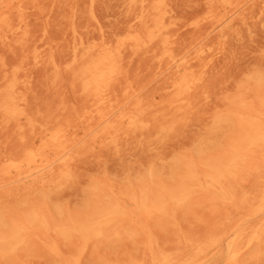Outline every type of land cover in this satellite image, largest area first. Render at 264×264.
<instances>
[{
  "label": "rangeland",
  "instance_id": "1",
  "mask_svg": "<svg viewBox=\"0 0 264 264\" xmlns=\"http://www.w3.org/2000/svg\"><path fill=\"white\" fill-rule=\"evenodd\" d=\"M30 1V3H32V4H34V2H35V6L34 5H31V4H29L28 2ZM32 1V2H31ZM37 1V0H36ZM36 1L34 0V2H33V0H28L26 3H28V5H29V7L27 6V5H25V13H24V17H25V20L29 23V25H28V27H27V29L30 31V30H33L34 28H36V29H34L33 30V32H29V35H32V36H35L34 37V39L36 40V37L38 38L35 42H34V39H32V36H31V41L33 40V42H32V48L30 47L26 52H23V54H22V56H24V58L23 57H21V53H19L17 56H16V58H14L15 60H21V62H22V58H23V61L24 62H20V61H18V62H15L13 59H11V60H13L11 63H19L18 65H14V63H13V66L12 67H16L17 66V68L18 69H20V70H18V74L19 75H17V78H18V80H19V82L20 83H23L24 84V88L26 89H22V91H20L19 92V95H21V94H23L24 92V95L26 96V98H27V100L29 101V99L28 98H30V97H32V98H30L31 99V104H29V102L27 101V104H29L28 105V109H29V111L32 113V114H35V115H33V116H36L37 118L35 119V120H37V119H39L38 121H36L35 122V126H37V124L38 125H40L41 123L42 124H45V123H47L48 124V122H49V124L52 122V120L54 121V118L55 119H57V117H58V120L60 119L61 120V122H62V119L60 118V117H62V113H63V111H64V113L66 112V113H68V114H66L65 113V115L66 116H64L63 118H64V120L65 119H73V118H75V119H77V120H72L73 122L71 123V121H70V123L72 124H70V123H68V126H69V128H66V125L64 126V123L65 124H67V121L69 122V120H66V121H63L62 123L61 122H59V123H61V124H57L55 121H58V120H55L54 122H55V124L57 125H55L54 123V125L56 126H54L52 123V125H47V124H45L46 126H51V128L53 129V130H55V129H62V128H66V129H64V130H62V131H64L65 132V137L64 138H66V139H64V141H63V147L65 148V146L68 148V150L67 149H65L66 150V155H65V157L64 158H67V156L69 157L70 156V158H68V160H70L69 161V167H70V165L71 164H75V162H76V160L77 161H79V163L81 162L79 159L81 158L80 157V155L82 156V158H81V160L84 162L87 158H90V160H88V161H85L84 163H82L81 162V164H79V163H77L76 164V166H78L77 168L78 169H76V167H74L73 165H71L72 166V168H71V170H72V172H73V174H74V172L76 173V174H78V175H76V178L77 179H79V181H77V179L75 178V174L73 175L72 174V172L70 171L69 172V174H70V176L68 177L69 179H67V180H64V181H67L66 182V184L62 181V182H58V184H64L65 186L67 185V188H65V186H64V188L65 189H63V186H59L58 184H57V180H55L54 178H55V175L53 176H51L50 177V179H47V184H46V182H45V185L44 186H42V185H40V184H37V180H35V178H34V175L33 176H27V177H25V178H23L21 181H18V182H16V183H12V184H10V185H7V187H5L4 189H2L3 187H1L0 188V198H1V196L3 195L2 194V191L4 190V191H6L7 189L6 188H10V186L11 187H13L14 185L18 188V194L22 191V193L21 194H19L20 196H18L17 194V196H16V198H14V196H13V199H12V197H10V196H7V197H9V199H5V198H7L6 196H2V198L1 199H3V201H4V199H5V201L6 200H8L9 202H5L6 204L7 203H10V204H3L2 203V201L0 200V205H3V206H0V210H2V209H4V207H5V209L4 210H6L7 209V211H1V214H2V212H3V215H2V217H3V219H4V222H3V224H5V226L7 225V228L4 226V225H2L1 223H0V230H3L4 229V232L7 230V231H9V229L11 230V226L12 225H14V221H16V223L17 224H19L18 223V220H19V218L22 220V218L23 217H21V215L22 214H24L25 215V213H29V211L31 210V209H33V208H31V207H34L35 209H38L39 207H41V205L42 206H44L45 205V207H46V209H44L43 207V209H44V211L46 212V211H48V210H50V212L48 211V213L46 212V214H47V216H50L51 217V214H52V216L53 217H51V219H49L50 217H48V219L50 220V223H51V228L53 227H55V225H54V223H56V220H57V222L59 221L58 219H61L60 218V216L62 217V220L64 221V217H71L70 216V214L72 213V214H74V215H77L76 214V212L78 211L81 215H82V217H86L87 216V212L89 213V214H91L93 211L91 210V209H95V208H93L94 206H93V203L95 204V203H97L98 202V200H100V199H103L106 195L107 196H110L111 195V197H113V198H118V199H120V202H121V208H122V210H123V213H126L125 211L127 210V213L128 214H130V216H131V214H132V217H130L129 218V215L127 216V213H126V217H128L129 219L127 220L126 218H125V220L123 219V220H119V222H120V224H122L123 226L126 224V226H128V228L125 226V228L126 229H128V233H127V231H126V229L124 228H122V225H121V228H115L116 226H118V225H120V224H118L119 222H116V221H118V220H116V221H114V222H116V224L115 225H112V223H111V227H109L110 228V230L113 228V226H114V228L117 230L118 229V234H116L117 232H116V230H114V228L111 230V231H113V232H111L110 230H108V229H106V230H108L107 231V234L108 235H110L111 233L114 235L113 237H112V235H110V236H108V237H103V239L102 238H99L100 240H103V242L105 241L109 246H107V244L104 242V244H103V242L102 241H99V239H98V237H93V240H92V237H89V239H91V240H89L88 238L87 239H85V238H78L77 239V242L78 241H82L81 242V244H83V245H80V243H79V245H78V243H76V244H74L73 243V241L74 240H70V239H74L73 237H74V235L70 238L69 236H68V238H59V237H61V236H59L58 235V238L61 240V239H63V242L62 243H64V244H60V247L62 248V250H66L67 248H69L68 246H70V245H72L71 246V248L74 246V245H78V246H81V247H79V249H78V247L76 248L75 246V249H76V253H74L73 251H74V249H73V255H75V257L76 256H78V257H76V258H78V259H76V261H75V259H74V261L72 260V257L74 258V256L73 255H70L71 253V251H70V249L71 248H69V249H67V251H63V252H65L64 254H61L62 253V250H61V248L59 247V248H57L59 245H58V243H60L61 241L57 238V233H55L56 231L55 230H52L51 228H49L48 230H50L49 232L50 233H48V231H46V229L45 230H43L44 228L42 227H40V224L39 223H37L38 224V226H36L37 224H35L34 223V225L37 227H33L34 225H33V223H28V224H30V225H28V224H26L28 227H29V229H27L28 230V233H29V231L31 232L30 233V236H29V234H27L26 235V240H29V242H30V240L32 239V240H34V241H32L33 243L31 244V242H30V244H29V242L28 241H26L27 243H28V245H26V243H25V245H21V246H18V247H16L13 251H11V252H9V253H6L5 254V256L7 257H4V256H0V264H51V262H53L54 260H55V264H58L57 263V261L58 262H60V264H61V261H60V259L64 256V257H66V258H63L64 260L65 259H67V260H69L70 258V263L68 262V261H65V263H63L64 262V260L63 259H61V260H63L62 261V263L63 264H67V263H69V264H71V263H73V262H75V263H77V264H94L93 262H95V264H102L101 262L103 261V263H104V261L105 260H103V259H106L108 262H110V260H113V261H111V264H113V262H114V264H128V263H130V264H133V263H140V262H143V260H144V262H146L147 260H149V250H148V247L150 246V247H153V249L154 250H156V252L159 254V255H168V254H166V253H168V252H170V254H169V256L170 257H174V259L176 258V260H182V262H184V264H190V263H188V259L190 258V256H192L193 255V253L195 252V249H194V246H190V244L191 243H195V244H198L199 242H200V239H201V241L202 242H200L199 244H203V243H207V241L210 239H212V237L211 238H209L208 237V235L207 234H210V233H214V234H216V235H212L213 236V238H218V240L220 239L221 240V242H220V244H219V246H218V252L217 253H219L218 255H215V256H212L211 257V252H213L212 251V249H209L208 250V256H205V260L207 261L206 262V264H210L211 262V264H229V263H231L230 261H228L227 260V253H226V250H227V248H228V246H230L231 244H233V238H234V235H235V232H236V230L237 229H245L244 227H245V225H246V229L247 230H245L247 233H248V228H250V225H251V227L252 226H254V224H255V222H257V223H259L258 221H261V220H263L264 219V211L263 212H261L260 214H258V215H256V216H247V214H249V213H251L252 211L250 210L254 205H257V200L256 199H258L259 197H260V195L263 193V191H264V179H262V178H264V176H263V174L264 173H262L264 170H262V169H264L263 167H264V163H263V154H261V155H263V156H261V155H259V156H257L258 158H256V156L251 160V162H250V164L251 163H253V161H254V159H256L255 161H254V163L255 164H257V165H253V164H251V165H253L252 167H253V169H252V167H250V170H252L253 172H251V171H249V170H247L246 168H244V170H242L241 172L243 173V172H245V176H246V178H245V176L242 178V176L241 175H238V176H240V180L237 178V180H239V183H238V181H237V184L235 183H233V181L232 180H230L229 179V184L231 185H229L230 186V188H229V191H230V189H233L231 192H233L235 189L234 188H237L238 187V189H240L239 191H237V189L235 190V192L236 193H234V194H237L236 196H235V200H232V201H229V202H224L223 200H221V197H220V199L219 200H217L218 198H219V196H217V192H215V191H211V193H210V191H205V190H198V187H195L194 188V190H193V196L192 197H195L196 199H197V201H195V202H193L192 200H194L195 198H192L191 197V195H192V192H189V197L192 199V200H190V202H189V200H187L186 202H184V203H180V204H176V205H173L174 203H172V205L174 206H172V205H170L171 204V202H170V204L169 203H167V208L168 209H166L167 211H165V213H164V215H163V213H151L150 214V216H148V218H149V220L151 221V222H153V224H155V226L156 225H158V227H154V226H152L151 225V222H149L147 219V216L146 215H144L143 213H140V211H139V213H138V210H137V208H134V204H132L130 201H128L127 200V195L129 196V192L127 193V192H125L126 190H125V188L126 187H124L123 188V186L125 185H128L127 186V191L128 190H130L131 188V186H132V190L133 191H131L130 193L132 194H135L136 193V195H140L142 192H141V190H139L140 188L142 189L143 187H145V188H147V187H149V189H150V191L148 190V192H146V190L148 189H145L144 190V193H145V195H146V197L148 196V198H151V197H153V196H151L152 195V193H154L153 195H154V198H156L157 196V194L159 195V191L158 190H155V189H157V184H158V186H161V185H166V186H168V188H171V190L173 189V187H175V185H176V182L178 181V179H180L181 178V176L183 177V176H185V171L183 170V168H182V166H183V164L182 163H184L185 161H188V160H190V158H191V160H198V161H201V160H203V159H206V158H210V153H211V157H213V156H217V155H219L220 153L221 154H223L224 152H225V150L228 148V143L227 142H229L230 141V139L232 138V137H234L233 136V134L235 135L236 134V132H237V130L235 131V129H237L235 126H233V124L231 123V127H230V123L229 124H227V125H229L228 127L230 128H228L229 129V131H228V129L227 128H225L226 126H223V128H224V132L223 133H227V135H223L222 134V132H221V128H219L216 132L214 131L213 132V129H211L212 127H213V124H214V120H217V118H221V117H223V115H225V114H227V115H225L224 117L225 118H232L231 116H234V115H232L233 113H234V111L235 110H233V109H236L237 108V104L235 105L236 107H234L233 108V104H232V102H237L238 103V101H240V100H243L244 98L246 99L247 98V101L250 99V97L251 98H254V95H256V94H261L262 93V95H264V92L263 91H261V90H264V86L262 87L261 85H264V82L259 86L258 84H257V82L255 83V82H253L254 80L252 79V77H254V76H256V75H259V74H261V76H264L263 74H264V71H262L263 69H264V0H263V3H262V0H258V1H260L261 2V5H259V6H261L260 8H263L262 10H260V12H258L259 11V6H257L259 3L256 1V0H254V1H256L257 3H256V5H255V7H254V4L252 5V3L254 2L253 0H240V1H238L239 3L237 4L234 0H231V2H230V0H229V2L231 3V4H233L234 5V7L236 8H234L233 7V11L231 10V8H232V6H230L231 4H222V5H220V3H217V2H219L218 0H216V2H214V0H168V2L169 1H172V2H170V4L169 3H167V5H169V6H167L166 5V3H164L165 5H166V9L167 10H169V11H171L170 13L168 12V14H167V16L170 18V19H168L167 20V22H166V24H167V29H166V34H165V37L167 38V41H170V42H172L173 41V39H174V41L176 40L175 39V37L176 38H178L177 39V42L175 41V44L177 43V46H173V51H171V56L172 57H174V59H177V60H179V59H183V57H186V58H184V59H188L189 60V62L190 63H196L197 65H195V68L196 69H198L199 70V67H200V69H201V67H203L202 69L203 70H205L206 71V73H205V77H204V85H206L207 84V80H208V83H209V81L211 80V79H214L215 77V80L217 79V76L216 75H218L219 76V80H217V81H219L220 83H218L217 81H215L214 80V82H217V86L219 87V88H217L216 87V85H214L215 86V88H214V86H213V88H212V84H214V82L212 83V84H210V85H208V87H207V85L206 86H204V89H206L205 87H207V89L208 88H212V90H210V89H208L209 91H206V90H196L194 93H193V97H191V103L193 102V103H195L196 101H197V99H198V96L200 97V99L198 100V102H200V100H202V102H200V104H202V105H200L198 102H196V103H198L197 105L198 106H196V104H190L189 106H187V108L184 110V111H182V114H183V116L181 117V116H179V117H181V118H184V114H186V113H188V115L186 114V116L185 117H189V112L190 113H192V114H194V113H199V115H200V119L198 120V122H196L197 124H199V121L200 120H202V118H204L203 119V121H204V123H207V125L206 124H204V123H202L203 121H200L201 122V124H199V126L198 125H196L195 126V122L194 121H197V119H195L196 117L194 116L193 117V115L192 114H190V117L192 118L193 117V119H191L190 117L189 118H187V120H189V122L188 121H186L185 119L183 120V119H181V118H179L178 120H177V116H172V111H171V109L169 110V109H166L163 105H166L165 103H168V102H166L167 100L166 99H168V96H169V93H168V90H162L161 89V87L162 86H160L161 84L163 85H165V84H167V83H165V81L167 80L168 82L170 81L169 79H168V77L170 76H167V72H168V70H166V69H168L170 66H171V63H166L165 65H164V63L166 62V60H165V56H163V58H162V56H159V53L161 54V51H160V48H155V49H153L152 51L151 50H148V53H144V54H147V55H143V51L144 52H147V51H145L146 49L145 48H143V49H140V50H138L137 52H135V54L134 53H132L131 54V50H130V48L128 49H124L125 51L123 52V63H124V68H125V70H126V75L127 74H129L130 73V76L128 75V78L129 77H133V79H131V78H129V79H131V81L127 78L126 79V81H127V83H131L130 84V86L132 87V90H134V95H131V97H129L128 98V100H133V99H135L136 98V96H137V94L138 93H141L142 94V97L141 98H143V99H147V97L149 96V94L151 95V93H153V92H155V93H153L152 94V96H149L148 98L149 99H151L152 101L150 102L151 104H153L152 102H154V100H156L157 101V103H159L160 102V100H157V99H161L163 102H165L164 104H163V102H161L160 104H157L156 105V103L154 102V104L155 105H151V107H150V110H149V112L151 111L152 112V114L154 115L155 114V116H157V117H159L158 119H160L161 118V116H163V114H165V113H167L168 111H170L169 113H167V114H169L170 116H172V117H176V120H175V122H174V124L175 125H173V124H171L170 123V125L171 126H169L168 124V122L165 124L164 123V119H169V115H167V114H165L163 117H164V119H163V117L161 118V120L163 121V122H161V120H156L155 121V123H154V120L156 119L155 118V116H153L151 113V115L150 116H148V114H147V116H148V118L150 117V119L152 118V120H149L150 122H151V124H152V126L153 125H155L156 123L158 124H156L157 126H159V124H161L162 123V125H164L165 124V126L167 127V125H168V127H169V129H168V127H167V130L166 129H164V127H163V129H161L160 127V129H161V131H162V133H164L163 134V136L166 138V139H168V140H166L165 138H163V136L161 135L162 133H161V131H159L158 129H156V127H154L155 128V130L152 128V126H151V124H149L148 123V128H152V130H154V131H157V137L154 135V131H150V130H144L143 131V133H141V134H139L140 132H138V138H136V136L137 135H135L134 133L132 134V135H126V136H124L123 137V135H122V137H120L119 139L121 140H118L116 143H114L113 145H108V144H105V142H102V140L103 139H99V143H98V140L97 141H94L93 139H92V135H93V132H95V130H98V128L100 127V126H102V124L101 125H99L98 123H96V125H95V127H94V125H92V124H94L93 122H95L96 121V119H95V116L94 115H97V114H94L93 112H92V114H90V116L88 115L89 113H91V111H92V109L88 106V107H85L86 108V110H84V111H86V112H84L85 114H87L86 116H85V114L83 113V114H81L82 112H83V109H84V107L82 106V100L81 101H78V103H76L77 101H75L76 99H78L77 97H75L74 96V94L73 93H75L76 91H74L75 89H76V87H74V81H73V79H72V76L71 75H67L68 73L66 72V75L64 74L65 73V71H64V73H63V71L61 72V74H60V76H59V79H53V74H52V72L50 73V71L51 70H49V69H47V66L45 67L43 64H40V63H36L35 62V56L36 55H38V56H41V55H44V54H46V55H44L43 57L45 58L48 54H49V51H50V53L51 52H53V53H55V54H59V55H63L64 53H66L67 51L68 52H70L71 51V49H72V47L75 45V44H78V42H80V41H82V40H84V41H82V42H87L88 40L91 42V43H100V42H102L103 41V35H105V37H106V39L104 40V41H108L110 44H113V45H115V44H117L116 42L121 38V40H125V38L124 37H126V35L125 34H127L125 31H124V29H123V31H121V33L119 32L123 27H128L129 25L128 24H125L124 22H126L127 21V23H129L130 22V26L132 25V26H134L135 24H136V22L138 21L136 18H140V15L142 14V11H143V8H142V4L144 5H146L147 4V0H146V2H145V0H140L142 3H140V2H137L138 0H135V2H134V0H123L125 3H126V5H125V3L122 1V0H53V1H51V0H38L37 2H39L40 3V1H41V4H38L37 5V3H36ZM143 1H144V3H143ZM163 1V0H162ZM167 0H164L163 2H166ZM237 1V0H236ZM89 2V3H88ZM235 4H234V3ZM94 3V4H93ZM130 3V9L131 8H133V10L131 9V11H129L130 9H129V5H127V4H129ZM134 3H137V4H139V5H137L136 4V6L134 7ZM242 3H244V4H242ZM206 4V5H205ZM210 4V5H209ZM243 5V6H241V8H240V6L239 5ZM247 4H249V5H247ZM30 5H31V7H30ZM89 5V6H88ZM133 5V6H132ZM174 7H173V6ZM208 5V6H207ZM212 5H213V7H212ZM215 5H216V7H215ZM251 5V6H250ZM27 6V7H26ZM32 6H34V8L32 7ZM124 6H127V7H125L124 8ZM132 6V7H131ZM141 7V8H138V7ZM205 6V7H204ZM222 6V7H221ZM249 7V9L250 10H252V11H250V10H246V13H248L249 11H250V13H248L246 16H248V17H246L245 15H244V11H245V8L246 7ZM252 6H253V8H254V10L252 9ZM256 6L258 7V8H256ZM90 7V10L88 11V9L87 8H89ZM137 7V9L135 10L134 8H136ZM171 7V8H170ZM173 7V8H172ZM204 7V8H203ZM208 7H211V8H208ZM231 7V8H230ZM129 9L128 11H127V9ZM208 8V9H207ZM222 8V9H221ZM230 8V9H229ZM239 8V9H238ZM244 8V9H243ZM28 9H30V10H28ZM76 9H78V10H76ZM140 9V10H139ZM141 9H142V11H141ZM173 9V10H172ZM204 9H206V10H204ZM246 9H248V8H246ZM256 9L258 10V11H256ZM77 12H76V11ZM128 12V14H127V12ZM141 12V14H139V16H138V13H140L139 11ZM231 10V11H230ZM242 10H243V14L241 13L242 12ZM35 11H36V13H37V16H36V14H35V16H36V18H35V16L33 17V16H31V15H34V13H35ZM39 11H40V13H39ZM42 11V12H41ZM88 11V12H87ZM136 11H138V12H136ZM209 11V12H208ZM228 11H230V12H228ZM258 12V13H255V14H258V17H256V19H254L255 17H251L253 14H254V12ZM129 12H130V15L132 14V15H134L135 13L137 14V16L135 15V18L133 17V16H130L129 15ZM252 12V13H251ZM43 13V14H42ZM175 13V14H174ZM208 13H210V14H208ZM213 13V14H212ZM215 13V14H214ZM232 13H234V14H232ZM43 16H42V15ZM45 14V15H44ZM79 16H78V15ZM205 14V15H204ZM211 14H212V16H211ZM219 14L220 15H224L223 17L222 16H219ZM250 14V15H249ZM28 15V16H27ZM41 17H40V16ZM75 15L78 17V19H76L77 17H75ZM130 17H132V18H134L133 20H135L134 21V23H133V21L131 22L130 20L132 19H130V18H128L129 16ZM173 15V16H172ZM206 15H208V16H206ZM216 15V16H215ZM231 15V16H230ZM234 15V16H233ZM235 15L237 16H239L240 15V17H238L237 16V19H239V18H244L245 17V19H247L246 20V23L244 22V23H241V22H243L244 21V19H243V21H242V19H241V24L240 23H238L239 21L236 19V17H235ZM244 15V16H243ZM89 18H88V17ZM90 16H91V18H90ZM175 17V18H172V17ZM217 16H219V18H221V19H219ZM233 16V17H232ZM253 16H256V15H253ZM262 16H263V19H262ZM203 17V18H202ZM213 17L214 18H216V19H213ZM250 17H251V19H250ZM138 18V19H139ZM232 18V19H231ZM261 18V19H260ZM76 19V20H75ZM130 19V20H129ZM208 19V20H207ZM209 19H211L210 21H209ZM212 19H213V26L211 25V21H212ZM234 19V20H233ZM236 19V20H235ZM67 20H68V22H67ZM89 20H90V22H92V20H93V25H92V23H90L89 22ZM125 20V21H124ZM137 20V21H136ZM215 20H219L218 22L217 21H215ZM221 20V21H220ZM240 20V19H239ZM251 20H253V24H256L257 23V25H255L254 27H253V24L251 23L252 21ZM260 20V21H259ZM261 20H263L262 22H261ZM74 21H77V22H79V23H75ZM171 21H173V23L171 22ZM206 21V23H204ZM207 21L209 22L208 24L210 25H206L207 24ZM236 21V22H235ZM47 22V23H46ZM88 22L90 23V24H88ZM170 22L172 23L171 25H170ZM188 22H190V23H188ZM211 22V23H210ZM236 23V24H239V26H240V29H238L237 28V26L238 25H236L235 26V28H233V27H230L231 25L233 26L234 24L233 23ZM258 22H261V23H259L258 24ZM86 23H87V25L88 26H90V27H88V26H86ZM197 23V24H196ZM218 23V24H217ZM252 24V25H249V24ZM48 24V25H47ZM78 27V29L79 30H77L76 28V26ZM85 24V26H83ZM169 24V25H168ZM188 24V25H187ZM204 24H205V27H204ZM214 24H216V25H214ZM248 25V26H246V25ZM47 25V26H46ZM76 27H74V26ZM83 26V30H85L86 29V32H87V30L89 29H91L90 31H92L91 33H95L96 35H93V34H91L89 31L87 32V33H89L88 35L86 34V32L85 31H83V33L84 34H86L85 36H88V37H86L85 38V36H83L84 34L80 31V28L79 27H81V26ZM124 25H126V26H124ZM128 25V26H127ZM174 25V26H173ZM200 25H203V28H201V29H199V27H197V26H200ZM242 25L244 26L245 25V27H242ZM43 26V27H42ZM49 26V27H48ZM93 26V27H92ZM238 26V27H239ZM251 28H250V27ZM39 27V28H38ZM43 28V30L41 31V29ZM88 29H87V28ZM227 28V29H225V32H226V34H231L230 35V37H232V39L231 38H228V37H226V36H229V35H224L225 33H223V28ZM49 30H48V29ZM73 29V30H71V29ZM82 28V27H81ZM170 28V29H169ZM173 28H174V31H173ZM198 29L199 31H198V33H197V31H195L196 29ZM244 28H245V31L247 32L246 34H245V31H244ZM248 28V29H247ZM40 29V30H39ZM76 30V32H75V30ZM191 29V30H190ZM193 29V30H192ZM223 29V30H222ZM238 30V31H241V29L243 30V32L241 31V32H239L238 33V35L237 34H235V32H238V31H235V30ZM45 30V31H44ZM69 30H70V32H69ZM82 30V29H81ZM93 30H94V32H93ZM38 32V33H36V32ZM42 33H41V32ZM77 31H79V32H77ZM98 31V32H97ZM167 31L169 32V33H167ZM171 31H173V32H171ZM252 31V32H251ZM115 32V33H114ZM117 32L118 33H120V34H118L120 37H118V35H117ZM123 32H125L124 34H123ZM199 32H203V34H201V33H199ZM221 32L223 33V34H221ZM229 32V33H228ZM31 33V34H30ZM46 33V34H45ZM69 33V34H68ZM80 34V33H82L81 35H78V34ZM172 33V35H170ZM35 34V35H34ZM38 34V35H37ZM46 36H45V35ZM68 34V35H67ZM91 34V35H90ZM97 34H98V36H97ZM111 34H113L114 36H117V37H114L113 35H111ZM195 34H197V35H195ZM198 34H200L199 35V37H198ZM244 34H245V36H244ZM75 35H76V37H75ZM93 35V36H92ZM125 35V36H124ZM52 37V39H51V37ZM68 36V37H67ZM80 36V37H79ZM82 36H83V38H82ZM95 36V37H94ZM100 36V37H99ZM173 37V39H172V37ZM194 36H196V37H198V38H195ZM249 37V38H247V37ZM65 37H67V38H65ZM114 37V38H113ZM194 37V38H193ZM69 38V39H68ZM85 38V39H84ZM91 38H94V39H91ZM96 38V39H95ZM109 38H113L112 39V41L114 42V43H112V41H111V39H109ZM118 38V39H117ZM123 38V39H122ZM206 38H207V40H206ZM226 38V39H225ZM235 38V39H234ZM54 39V40H53ZM55 39H56V41H55ZM77 39V40H76ZM78 39H79V41H78ZM88 39V40H87ZM115 39H117V40H115ZM169 39V40H168ZM191 39H198V40H196V41H194L193 40V42L191 41ZM217 39V40H216ZM234 39V40H233ZM240 39V40H239ZM58 40V41H57ZM69 40H70V42H69ZM76 40V41H75ZM95 40H97L96 42H95ZM100 40V41H99ZM121 40H119L118 41V44L117 45H119V43L121 44ZM124 40H123V42H124ZM189 41V44L191 45V47H189V44H188V41ZM227 40V41H226ZM238 40V41H237ZM41 43H40V42ZM53 41V42H52ZM55 41V42H54ZM78 41V42H77ZM88 41V42H89ZM179 41V42H178ZM187 41V42H186ZM206 41H209L207 44H206ZM12 43H13V41H11ZM10 42V43H11ZM62 42H63V44H62ZM68 42V43H67ZM217 42H219V43H217ZM227 42V43H226ZM44 43V44H43ZM181 43H183V44H181ZM185 43V44H184ZM193 43V44H192ZM204 43H205V45H204ZM211 43H213L212 45H210ZM226 43V44H225ZM14 44H16V43H14ZM40 44V45H39ZM172 45H174V43H171ZM179 44V45H178ZM180 44L185 48H183V47H181L180 46ZM39 45V46H38ZM41 45H43V46H41ZM65 45H66V47L68 48H66L65 47ZM122 45H123V47H124V44L122 43ZM121 45V46H122ZM171 45V46H172ZM184 45H187L186 47L188 48H186ZM207 45V46H206ZM210 47H209V46ZM36 46V47H35ZM61 46H62V48H61ZM71 46V47H70ZM206 46V47H205ZM51 47V48H50ZM56 47H58V49L56 48ZM225 47V48H224ZM177 49V48H181V50L180 51H182L183 49L185 50H183L182 52H180L179 51V49H177L178 51H179V53L181 54H179V56H177L178 55V53L176 52L177 50H175V49ZM198 49V51H197V49ZM204 48H206V49H204ZM213 48L215 49V50H213ZM33 49V50H32ZM40 49V50H39ZM224 49V50H223ZM49 50V51H48ZM62 50V51H61ZM66 50V51H65ZM128 50H129V54H131V55H129L128 54ZM142 50V51H141ZM162 50V49H161ZM174 50H175V54H173L174 53ZM196 50V51H195ZM217 50V51H216ZM30 51V52H29ZM149 51H150V53H149ZM193 52V54L191 55V53ZM215 51V53H213ZM48 52V53H47ZM157 52V53H156ZM196 52V53H195ZM10 53H11V51H10ZM24 53H25V55H24ZM26 53H27V55H26ZM124 53H126V55L124 54ZM141 53H142V55H141ZM211 53H213V54H211ZM134 54V55H133ZM138 54H140L139 55V57H138V59L139 58H141L142 57V61L141 60H137V56H138ZM152 54H153V56H152ZM158 54V55H157ZM173 54V55H172ZM189 54V55H188ZM209 54H211V55H209ZM20 55V56H19ZM31 55V56H30ZM129 55V56H128ZM134 57H133V56ZM177 57H176V56ZM19 56V57H18ZM132 56V59H134V58H136V60L135 61H133L130 57ZM136 56V57H135ZM141 56V57H140ZM143 56H144V58H143ZM155 56V57H154ZM159 56V57H158ZM195 58H194V57ZM125 57H126V60H125ZM153 57H154V59L156 58V60H152L153 59ZM158 57V58H157ZM203 57H206V58H203ZM19 58V59H18ZM21 58V59H20ZM30 58V59H29ZM128 58H130V59H128ZM147 58L149 59V58H152L150 61L149 60H147ZM210 58V59H209ZM25 59L27 60V61H25ZM29 59V60H28ZM158 59H159V61H158ZM163 59V61L161 62V60ZM199 59H201V60H199ZM204 59L206 60V62H205V64H203V61H204ZM125 60V61H124ZM127 60L129 61V63H127ZM131 60V61H130ZM148 62H147V61ZM165 60V61H164ZM192 60V61H191ZM198 60V61H197ZM139 61H141V62H139ZM152 61V62H151ZM157 63H156V62ZM26 62V63H25ZM31 62V63H30ZM143 62H145V64H147V67L146 68H148V65L151 67V65L153 64V65H155V63L156 64H160V62H161V66H160V68L162 67L163 68V71L161 70V69H159V68H157V66H159V65H157V66H155L156 67V69L153 71V68H154V66L153 67H151V69L149 68L148 70H146L147 72H151V70L153 71L152 73H154V74H152V73H150L149 75H147V72L144 70V72L143 71H141V67H143ZM150 62L152 63L151 65H150ZM164 62V63H163ZM149 63V64H148ZM162 63H163V65H162ZM199 63V64H198ZM207 63V64H206ZM212 63V64H211ZM22 64H25V65H22ZM29 64V65H28ZM126 64H127V66L128 67H126ZM130 64V65H129ZM29 67H28V66ZM39 65L41 66V67H39ZM138 65H142L141 67L140 66H138ZM210 65H211V67H210ZM18 66H21L20 68L18 67ZM43 66V67H42ZM23 67V68H22ZM25 67V68H24ZM39 68V69H37V68ZM64 67V66H63ZM138 67H140L139 68V71L141 72V73H143V74H140V75H143V76H140L139 75V77H140V79L141 78H145L144 79V82H146V81H148L147 79H149V78H151V81H150V79H149V82H146V83H140L139 81V79H137L136 81H138V82H136L135 81V79H134V77L136 78H138V75H137V73H135L134 74V72H136V70H137V72H138ZM145 67V66H144ZM143 67V68H144ZM22 68V69H21ZM27 68H28V70H27ZM44 68V69H43ZM145 68V69H146ZM208 68L210 69L211 68V70L209 71L208 70ZM256 68V69H255ZM27 70V72H26V70ZM157 69H158V71L159 70H161L160 72H157V74L155 73V71H157ZM196 69H195V71H196ZM201 69V70H202ZM213 69V70H212ZM249 69V70H248ZM251 69V70H250ZM258 69L260 70V69H262V70H260L259 72L260 73H258ZM42 70V71H41ZM45 70V71H44ZM46 70H47V72H46ZM49 70V71H48ZM130 70V71H129ZM197 70V71H198ZM254 70H257L256 72H257V74H256V72L254 73V72H252V71H254ZM38 71V72H37ZM213 71V73L215 72V74L216 75H214V74H210L209 72H212ZM247 71V72H246ZM251 71V72H250ZM22 73V75L20 74V73ZM35 72V73H34ZM45 72H46V74H45ZM140 72H138V74L140 73ZM33 73V74H32ZM50 73V74H49ZM164 73V74H163ZM208 73V74H207ZM246 73H247V75H246ZM249 73H251V75H252V73H253V75L251 76ZM35 74V75H34ZM44 74V75H43ZM132 74V75H131ZM152 74V75H151ZM155 74H156V76H155ZM248 74L250 75L249 76V78L247 77L248 76ZM21 75V76H20ZM48 75H50V76H48ZM134 75H136V76H134ZM230 77H229V76ZM19 76L21 77V78H19ZM24 76H26V79L24 78ZM42 76V77H41ZM44 76H46V77H44ZM68 76V77H67ZM71 76V77H70ZM149 76V77H148ZM152 76V77H151ZM210 76H212V77H210ZM215 76V77H214ZM245 76V78H243V79H245V81L246 82H248V80L249 81H251V84H249V83H245V81H244V83L243 82H240V81H242V77H244ZM33 77V78H32ZM51 77V78H50ZM65 77L66 78H68L67 80L65 79ZM70 77V78H69ZM153 77H155V78H153ZM208 77H210V78H208ZM214 77V78H213ZM42 78H44V79H42ZM221 78V79H220ZM25 79V81L27 82V83H25L24 81H22V80H24ZM35 81H34V80ZM49 79V80H48ZM143 79H141V81L143 80ZM263 79H264V77H263ZM33 80V81H32ZM70 80V81H69ZM146 80V81H145ZM253 80V81H252ZM44 81V82H43ZM46 81L48 82V81H50V82H48L47 84H46ZM58 81V82H57ZM73 83H72V82ZM130 81V82H129ZM161 81H162V83H161ZM213 81V80H212ZM211 81V82H212ZM264 81V80H263ZM29 82H30V84L31 85H33L32 83H35V86L33 85V86H31L30 84H29ZM55 82H57V83H55ZM132 82H136V83H134V85L132 84ZM252 82L254 83L253 85H252ZM50 83V85H48ZM137 83H138V85H137ZM141 85H140V84ZM243 83V84H242ZM45 84V85H44ZM68 84H70L69 86H68ZM73 86H72V85ZM143 84V85H142ZM216 84V83H215ZM236 84L239 86L238 88L239 89H237V86H236ZM255 84L257 85V86H255ZM63 85V86H62ZM159 85L160 87L157 89L156 87ZM163 85V86H164ZM235 85V86H234ZM242 85H245L243 88H242ZM247 85V86H246ZM60 86H61V88H60ZM141 86V88H139V91L137 90L138 89V87H140ZM156 86V87H155ZM250 86V87H249ZM254 86V88H252V87ZM27 87H28V89H29V91H28V89H27ZM33 87H35V88H33ZM52 87H53V89H52ZM71 87L74 89V90H71ZM153 87V88H152ZM221 87H223L224 88V90H219ZM256 87V88H255ZM262 87V88H261ZM49 88V89H48ZM55 88V89H54ZM152 88V89H151ZM234 88H235V90H234ZM245 88H247L248 90H249V92H250V88H251V90H255L256 89V92L253 90V92L251 91L250 93H253V95H249L250 93L247 91V92H245ZM31 89V90H30ZM32 89H33V91L34 90H36V91H34V92H32ZM157 90V91H155V90ZM160 89V90H159ZM222 89V88H221ZM243 91H242V90ZM258 89H260V90H258ZM23 90H25V91H23ZM51 90V91H50ZM59 90H60V92H59ZM150 90V91H149ZM153 90V91H152ZM163 91V94H162V91ZM216 90V93L214 94L215 95V97H214V95H212V92L213 91H215ZM236 90H237V92H236ZM242 91V92H240V91ZM55 91V92H54ZM137 91V92H136ZM198 91V92H197ZM204 91V92H203ZM259 93H258V92ZM49 92V93H48ZM52 92H54V93H52ZM57 92H58V94H57ZM65 92V94H63ZM72 92V93H71ZM165 92H167V94L165 93ZM202 92V93H201ZM210 92H211V94H210ZM241 94H240V93ZM244 92H245V94H244ZM31 93V94H30ZM37 93V96L35 95ZM52 95H51V94ZM59 93H61L60 95L61 96H57V95H59ZM118 93V95L121 93V92H116V94ZM196 93H197V96H196ZM199 93H201L202 95L204 94V93H206V95L204 94V96H202V95H199ZM234 93V94H233ZM248 93V94H247ZM27 94V95H26ZM33 94H34V97H33ZM46 94H48V95H46ZM56 94V95H55ZM76 94V93H75ZM121 94H123V92L121 93ZM147 94H148V96H147ZM163 95V96H165V94H166V96H167V98H166V96H165V98H163V96H162V98H161V96L160 95ZM208 94V95H207ZM233 96H232V95ZM240 94V95H239ZM246 94H247V96L249 97H247L246 96ZM31 95V96H30ZM51 97H50V96ZM54 95V96H53ZM146 97H145V96ZM159 95V96H158ZM213 97H212V96ZM227 95H229L228 97L230 98V100H228V101H226L227 99H228V97H226ZM236 95H238V96H236ZM242 95H244V96H242ZM28 96H30V97H28ZM45 96V98L43 99V97ZM75 97L76 99L75 100H73V97ZM77 96H80L79 94H77ZM170 96H171V94H170ZM169 96V98L170 99H168L169 101L171 100V97ZM230 96H232V97H230ZM242 96V97H241ZM36 97V98H35ZM42 97V99H40ZM47 97V98H46ZM66 97H68L69 99H66ZM122 97V99H123V95L122 96H120L119 95V97H117L116 96V98L117 99H120ZM160 97V98H159ZM195 97V98H194ZM196 97H197V99H196ZM224 97H225V101L227 102V103H225V101L223 100L224 99ZM239 97H241V99L239 98ZM244 97V98H243ZM38 98V99H37ZM59 98H64L63 99V102H61L62 101V99L61 100H59ZM192 98H194V101L192 100ZM201 98H207V99H201ZM212 98V99H211ZM227 98V99H226ZM232 98V99H231ZM32 99H34V100H32ZM40 99V100H39ZM48 100V102H47V100ZM122 99H120V100H122ZM196 99V100H195ZM235 99V100H234ZM238 101H237V100ZM52 102H54V103H52ZM66 100V101H65ZM210 100V101H209ZM222 100V101H221ZM251 100V99H250ZM249 100V101H250ZM39 101H41V102H39ZM67 101H69V102H71V106L73 107V110H72V107L70 106V103H66ZM147 101H148V99H147ZM159 101V102H158ZM207 101H209V102H207ZM231 102V105H233V106H229L230 105V102ZM246 101V100H245ZM32 102H34L33 103V105L34 106H36V108H34V106H32ZM38 102V103H37ZM59 104H58V103ZM75 102V103H74ZM125 102V101H124ZM203 102H205V103H203ZM206 102H207V105H206ZM234 102V103H235ZM45 103H46V105H45ZM49 103V104H48ZM51 103V104H50ZM64 104V105H62V104ZM69 104V107H66L67 105ZM80 103H81V105H80ZM40 104V105H39ZM42 104V105H41ZM58 104V105H57ZM77 104H79V106H81V107H79L80 108V110L79 109H77L76 108V106H78ZM203 104H205L204 106H203ZM226 104H227V106H226ZM56 105H57V107H56ZM59 105H60V108H59ZM74 105H76V106H74ZM161 105V106H160ZM201 106V113H200V106ZM44 106V107H43ZM63 106H64V108H63ZM102 106H103V108H105L104 107V104L103 105H101L100 106V108L99 109H101L102 108ZM156 107V108H158V107H160V109H159V112H158V110H155V108L154 107ZM163 106V107H162ZM192 106V107H191ZM196 107V108H193V107ZM30 107H33V108H30ZM54 107V109H52ZM63 109H65V108H67V109H65V110H62V108ZM83 107V108H82ZM92 107H93V105H92ZM95 107V108H94ZM94 110H95V112H98L97 111V109L98 108H96V105H94ZM189 107H191L190 108V110H189ZM198 107H199V111H197V109H198ZM40 108V109H39ZM43 108V109H42ZM69 108V109H68ZM71 108V109H70ZM88 108V109H87ZM152 108H154V110H155V112L156 113H159V116L158 115H156V113H154V110L152 109ZM161 108H163V110L161 111ZM166 109V111H164L165 109ZM227 108H228V110H227ZM230 108H233L232 109V111H229L230 110ZM31 109V110H30ZM57 109V111H55L54 112V110H56ZM75 109H76V111H75ZM91 109V110H90ZM193 109H195V111L196 112H194V110ZM32 110L34 111V112H36V113H38V114H36V113H34V112H32ZM39 110H41V113H39ZM43 110H44V112H43ZM60 110H62L61 112H60ZM72 110V111H71ZM77 110L78 111H80L81 113H78L77 112ZM89 110V111H88ZM102 111L101 112H103L104 110L106 111V109H101ZM191 110L193 111V112H191ZM220 110V111H219ZM49 111H52V112H49ZM69 111V112H68ZM165 113H164V112ZM218 111H219V113H218ZM62 114H60V113ZM74 112V113H77V114H75L76 116H74L72 113ZM148 112V113H149ZM161 112V113H160ZM184 112V113H183ZM222 112V113H221ZM224 112H225V114H224ZM43 113V114H42ZM49 113V114H48ZM69 113H71L72 114V117L73 118H71L70 116V114ZM163 113V114H162ZM216 113V114H215ZM44 114L46 115V116H44ZM55 114V116L53 117V115ZM57 114H60V115H58V116H56ZM78 114H81L80 115V118H78L79 116H77ZM94 114V115H93ZM162 114V115H161ZM196 114H194V115H196ZM213 114V115H212ZM222 114V115H221ZM230 116H229V115ZM39 115V116H38ZM167 115V116H166ZM178 115V114H177ZM180 115V114H179ZM198 115V116H199ZM202 115H203V117H202ZM217 115L219 116V117H217ZM67 116H69V117H67ZM85 116V117H84ZM94 116V118L92 119V117ZM197 116V115H196ZM197 116V117H198ZM212 116V118H210ZM51 117V118H50ZM67 117V118H66ZM77 117V118H76ZM83 117H84V119H83ZM89 118V120L87 119V118ZM166 117H168V118H166ZM206 117H208V118H206ZM217 117V118H216ZM223 117V118H224ZM0 118H2L1 117V115H0ZM48 118V119H47ZM155 118V119H154ZM209 118H210V121H209ZM49 119H51V120H49ZM81 119H83L82 121H86V122H83L82 123V121H81ZM87 119V120H86ZM171 119V118H170ZM207 119V120H206ZM44 120H46L45 121V123H44ZM59 120V121H60ZM91 120H93L92 121V123H91ZM171 120H173V118L171 119ZM170 120V122H172ZM190 120L191 121H193L194 123H191L190 122ZM205 120H206V122H205ZM41 121V123H39ZM79 121H81V125L80 124H77V123H80ZM87 121H89V122H87ZM153 121V122H152ZM161 123H160V122ZM177 121L179 122V124L177 123ZM183 121H186L187 122V125H186V122L184 123V125H182V126H180V124H183ZM38 122V123H37ZM74 122H76V124L77 125H74L75 123ZM159 122V123H158ZM182 122V123H181ZM210 122V123H209ZM0 123H1V121H0ZM74 123V124H73ZM85 123V127H84V125L82 126V124H84ZM154 123V124H153ZM164 123V124H163ZM2 124H3V122H2ZM0 125V126H2V128H3V125ZM41 124V126H40V128H43L44 127V125H42ZM86 124L88 125H91V126H93L94 128H92V129H90L91 127L90 126H86ZM180 126V127H182L183 128V131H180V130H182V128L180 129L179 127H177L178 125ZM204 124V125H203ZM210 124V125H209ZM60 125H62V127H60ZM71 125V126H70ZM177 127V128H179L180 130L178 131V130H176L174 127ZM202 125V127H200ZM13 127H11V125H10V128L12 129H15V131L13 132V130L11 131V129H9L11 132H13V133H15L14 135H12V142H11V140L9 139L10 137H11V134L9 133L10 131L9 130H7V132H5V134H3V136H1L0 137V139L1 138H3V140L4 139H6V138H8L7 140H8V143H6V140H4V142L8 145L7 147H9L10 146V143H13V140L18 136V134H17V136H16V132L18 131L19 132V130H17V128H16V126L15 125H12ZM64 126V127H63ZM67 126V127H68ZM150 126V127H149ZM185 128H184V127ZM207 127L208 126V128H206V129H204L203 127ZM15 127V128H14ZM39 126H37L36 128H38ZM60 127V128H59ZM71 127H74V128H72L71 129ZM89 127V128H88ZM165 127V128H166ZM198 127H200L199 129H198ZM0 129V132H2V130H4V129ZM4 128H5V130L4 131H6V128L8 129L9 128V126H5L4 125ZM36 128H35V130H36ZM51 128H50V130H51ZM55 128V129H54ZM87 129V131L90 129V131H88V132H86V129ZM158 128V127H157ZM68 129V130H67ZM83 129V130H82ZM173 129H175V130H173ZM200 129H203L204 130V133L202 132V133H200L201 131H203V130H200ZM211 131H210V130ZM232 129H234V130H232ZM65 130H67V131H65ZM82 130L84 133H82V131L80 132V131ZM174 132H178L179 134H174L172 131ZM199 130H200V132H199ZM205 130H208V131H205ZM234 131V133L233 132H231V131ZM9 131V132H8ZM75 131H78L77 133H76V135H74V134H71L72 132H75ZM145 131H150V132H153V134H152V136H151V133L150 134H148V132H145ZM199 132L202 136H200L199 135V133H197V132ZM219 131H220V135H218L219 134ZM225 131H227V132H225ZM17 132V133H18ZM30 131H28V133H29ZM144 132H145V135L146 134H148V135H150V136H148V137H151L150 139L151 140H153V144L152 143H150V144H152L153 145V147H151V145L149 144V142H151V140H146L145 138H147V139H149L148 137H147V135L145 136H143V137H140L141 135H143L144 134ZM158 132H160V134H158ZM166 132V133H165ZM209 132H210V134H209ZM6 133H8V134H6ZM12 133V134H13ZM86 133V134H85ZM170 133H173V134H171L173 137L172 138H170ZM197 133V134H196ZM212 133H213V135H212ZM232 135H231V134ZM1 134V135H2ZM30 134V133H29ZM68 135V138H67V135ZM69 134H71V136H73V137H71ZM84 134V135H83ZM136 134H137V132H136ZM168 134L170 135V136H168ZM215 134V135H214ZM221 134H222V138H220L221 137ZM6 137H5V136ZM7 135H8V137H7ZM134 135V136H133ZM154 135V136H153ZM167 135V136H166ZM175 135V136H174ZM206 135V136H205ZM208 135V136H207ZM218 137H217V136ZM229 135H230V137H229ZM14 136H16L15 138H13ZM75 136H80L79 137V139H77L78 137H75ZM83 136V137H82ZM129 136H133L132 138H130ZM213 136H214V138H213ZM90 138V139H92V140H89L88 138ZM145 137V138H144ZM168 137V138H167ZM198 137H200L199 138V140L200 141H198V139L197 138ZM201 137L204 139V138H207L206 139V141L205 140H203L202 141V139H201ZM208 137H212L211 139H209L208 140ZM225 137V138H224ZM18 138V137H17ZM15 139L14 140V143L13 144H15V142H16V140H17V144H15L14 146H18V139ZM70 138V139H69ZM74 138V140L75 141H73L72 139ZM76 138V139H75ZM124 140H123V139ZM126 138H127V140L128 139H131V140H133V141H137L138 142V140H140L141 139V141H146L147 143H148V145H150V147L148 146V145H146L147 143H145V141L144 142H140L139 141V143H137V145H138V147H140L141 149H143V151L141 150V149H139L137 146H136V148H134L135 147V143H136V141L135 142H133V141H130L131 143L133 142L134 144H131L130 142H129V140H128V142L130 143H127V140H126ZM134 138H136L135 140H134ZM140 138V139H139ZM160 138H161V140H160ZM195 138V139H194ZM220 138V139H219ZM228 138V139H227ZM87 139V143L85 142V144L83 145L82 143L84 142V140H86ZM162 139H164V140H162ZM2 140V139H1ZM2 140V141H3ZM65 140L66 141H68V142H65ZM76 140H77V142H76ZM126 140V141H125ZM194 140H196L195 142H194ZM214 140H216V142L214 141ZM2 141H0V145L1 144H4V142H2ZM10 141V142H9ZM83 141V142H82ZM92 141H94L92 144H93V146H92V144H91V142ZM120 141V142H119ZM126 142V143H124V142ZM159 141V142H158ZM165 141H167L166 143H165ZM210 141V142H209ZM211 141H213V143L211 142ZM226 141V142H225ZM2 142V143H1ZM72 142V143H71ZM89 142V143H88ZM194 142V143H193ZM199 144H198V143ZM200 142H203V143H205V144H203L202 143V145L200 144ZM219 142V144H217V146H216V143H218ZM69 143H70V145H69ZM123 143V147H125V148H123L122 147V145L121 144ZM140 143H145L144 144V146L146 145V148L148 149V151L143 147V145L142 144H140ZM162 143H164V144H162ZM193 143V144H192ZM210 143H212V144H209ZM215 143V144H214ZM221 143V144H220ZM13 144H11L12 146H10L9 148H12V150L14 149V147H13ZM73 144V146H71ZM79 144V145H78ZM82 144V145H81ZM91 145V146H88V145ZM99 144V145H98ZM106 145V146H104V145ZM118 144V145H117ZM120 144V145H119ZM139 144H140V146H139ZM155 144V145H154ZM157 144H159L155 149H153ZM160 144H162V145H164V146H161ZM200 145L202 148H205V149H202L201 147H196V146H198V145ZM216 146V147H214V145ZM227 144V145H226ZM68 145V146H67ZM107 145H108V147H107ZM128 147H127V146ZM132 147V145H133V148L134 149H136V151H134V150H132V148L130 147V146ZM203 145H205V146H203ZM218 145L220 146V147H218ZM4 146V148H5V144L3 145ZM2 145H1V148L3 147ZM79 146L82 148V149H80L79 148ZM84 146H85V148L87 149L86 151L87 152H89V153H87V154H84L85 153V148H84ZM87 146V147H86ZM191 146H192V148H191ZM194 146H195V148H194ZM210 146V147H209ZM212 146H213V148H212ZM6 147V149L4 150L3 148L1 149L0 148V152H1V154L2 155H5L4 153H6V155H7V151L6 150H9V148H7ZM70 147V148H69ZM77 147V148H76ZM89 147V148H88ZM90 147L92 148V150L90 151ZM102 147V149H98V148H101ZM105 147H107V153L109 154V155H107V153H105L106 152V148ZM109 147H111V148H113V149H110ZM150 149H149V148ZM161 148V149H159V148ZM84 148V149H83ZM105 148V149H104ZM119 148H123L124 149V151H123V149H119ZM129 148H130V150H129ZM138 148V149H137ZM198 150H197V149ZM211 148V149H210ZM217 148V149H216ZM19 148L18 147H15V149L14 150H16L15 152H14V150L12 151L11 149V154L13 153V154H17V155H19L20 153L19 152H17V150H18ZM79 149V150H78ZM104 149V150H103ZM127 149H128V151L129 152H132V156H129L128 154H129V152L127 151ZM157 149V150H156ZM159 149V150H158ZM212 149H213V151H212ZM219 149H221V150H219ZM76 150V151H75ZM81 150V151H80ZM97 150L99 151H101L102 150V152L103 151H105L103 154H101L100 153V151L98 152L99 154H100V157H98L97 156ZM121 150V151H120ZM153 150V151H152ZM186 150V151H185ZM188 150H189V153H188ZM197 150L198 152L196 153L195 151ZM199 150H203V152L201 153V151H199ZM205 150V151H204ZM6 151V152H5ZM19 151V150H18ZM73 151H75V154H77V155H79V156H77L76 157V155L73 153ZM82 151H84L83 153H82ZM112 151V152H111ZM139 151H141L142 152V154H139ZM146 151H147V153H146ZM158 151V152H157ZM161 153H160V152ZM184 151V152H183ZM208 151V152H207ZM210 151V152H209ZM218 151V152H217ZM224 151V152H223ZM17 152V153H16ZM114 152V153H113ZM122 152V153H121ZM124 152V153H123ZM134 152H136V154L134 153ZM140 152V153H141ZM199 152H200V154H199ZM223 152V153H222ZM10 153H8V154H10ZM70 153V154H69ZM82 153V154H81ZM91 153H95V155H93V154H91ZM119 153H121V154H123L122 156V158L119 156L120 154ZM133 153L135 154V155H133ZM148 153H150L149 155L150 156H154V157H150V156H148ZM152 153H155L154 155L152 154ZM157 153H159V155L157 154ZM178 153V154H177ZM179 153H187L186 154V158H185V156L182 154V155H180ZM196 153V154H195ZM219 153V154H218ZM69 154V155H68ZM89 154H91V157H89L90 155ZM98 154V155H99ZM104 154H106V155H104ZM125 154H126V158L124 157L125 156ZM146 154H147V156L149 157V159H148V157H146ZM152 154V155H151ZM156 154L160 157H158V156H156ZM160 154L161 155H165L164 157H162V156H160ZM191 154H192V156H191ZM197 154H199L198 156H195V155H197ZM73 155H75V156H73ZM87 155V156H86ZM93 155V156H92ZM102 155V156H101ZM111 155H113L112 157H111ZM131 155V154H130ZM177 155V156H176ZM203 155V156H202ZM72 156H73V158H72ZM94 156H97V157H94ZM184 157V159L185 160H182L181 159V161H180V158L181 157ZM203 157V159H202V157ZM122 159V160H124L125 162H126V166H125V162H123V161H121L120 160V158ZM130 157V158H129ZM158 158V159H160L159 161H158V159H154V158ZM162 157V158H161ZM165 157H167V159L165 158ZM78 158V159H77ZM83 158H86V159H84L83 160ZM95 158V159H94ZM115 158V159H114ZM119 158V159H118ZM129 158V159H128ZM154 159V161H153V159ZM165 158V159H164ZM173 158H174V165L172 164V166H170V164H171V162H173ZM262 158V159H261ZM94 159V160H93ZM148 159V161H149V163H148V161L147 162H144V161H146ZM151 159H152V161H151ZM172 159V160H171ZM259 159H261V160H259ZM155 160H156V162H155ZM166 160V162H167V164H166V162H163V161H165ZM168 160L169 161H171L170 163H168ZM179 160V161H178ZM193 160V161H194ZM73 161H75L74 163H73ZM142 161V162H141ZM197 161V162H198ZM256 161H257V163H256ZM259 161H261L260 163H259ZM121 163L122 165H120L119 166V164L118 163ZM123 162V163H122ZM140 162V163H139ZM151 162L152 163H154L153 165H155V166H151ZM159 162H161L163 165H162V168L164 167V170L161 168V167H159V166H161L160 164L161 163H159ZM177 162H178V164H177ZM71 163V164H70ZM143 163H145L146 165H149V167L150 168H148V166H146L145 164V166L147 167H144V165H143ZM156 163H157V165H159L158 167H156L157 165H156ZM159 163V164H158ZM176 163V164H175ZM262 163H263V165H262ZM139 164H141V166L139 165ZM166 164V165H165ZM181 164H182V166H181ZM260 164V165H259ZM143 165V166H142ZM250 165V166H251ZM258 165L259 166H261V167H259L258 168ZM165 166L167 167V166H169L168 168V170H165ZM254 166H255V168H256V166H257V169L258 170H256V169H254ZM123 169H122V168ZM128 167H130L129 169H127ZM143 169H142V168ZM173 168L172 170H174V171H171V172H169L170 171V168ZM69 168V169H70ZM141 168V169H140ZM146 170H149V171H151L153 168H155V170H152V171H155L156 173L158 172L157 170L158 169H156V168H159V170H161V172L163 173H160V171L158 172V174H156L155 172V174L151 171V172H149V171H146ZM161 168V169H160ZM180 168V169H179ZM182 168V169H181ZM248 168V167H247ZM262 168V169H261ZM130 169H132V170H130ZM151 169V170H150ZM167 169V168H166ZM249 169V168H248ZM74 170V171H73ZM125 170V171H124ZM130 170V171H129ZM254 170H256V171H254ZM124 171V172H123ZM141 171V172H140ZM168 171V172H167ZM182 171V172H181ZM247 171V172H246ZM36 172V171H35ZM151 173L152 174V176H153V178H152V176H148L149 175V173ZM174 172H176V173H174ZM179 174H178V173ZM181 172V173H180ZM251 172V173H250ZM256 174H262L261 176H262V178H261V176L259 175H256ZM34 173V172H33ZM146 173V174H145ZM168 173H170V174H168ZM248 173V174H247ZM53 174V173H52ZM132 174V175H131ZM150 174V175H151ZM168 174V175H167ZM183 174V175H182ZM240 174V173H239ZM253 174H255V175H253ZM71 175H73V177H71ZM140 175V176H139ZM145 175V176H144ZM167 175V176H166ZM126 176V177H125ZM164 178H163V177ZM169 176V177H168ZM172 176V177H171ZM53 177V178H52ZM127 177H128V179H127ZM147 177V178H146ZM156 177V180H153L154 178ZM157 177H159L160 179H162V180H159ZM171 177V178H170ZM247 177L248 178H253V177H257L258 179L256 180L255 178H253V179H255V180H253L252 179V181H251V179H249V181H248V179H247ZM260 177V178H259ZM32 178V179H31ZM33 178H34V180H33ZM74 178H75V180H76V184L73 186L72 184L73 183H75V180H74ZM99 178V179H98ZM105 178V179H104ZM106 178H107V181H105L106 180ZM167 178V179H166ZM170 178V181L168 180ZM244 178L246 179V181L245 182H247L246 184L245 183H243L244 182ZM30 179V180H29ZM101 179V180H100ZM102 179L106 182V184L104 185V188H105V190L107 191V194H106V191L103 193V185L101 186L100 184H102L103 182H102ZM125 179H127V181L125 180ZM50 180H54L52 183L54 184V187L52 188V189H54L53 191H54V193H53V191H52V189H50L51 188V186H53L52 185V183H50L49 184V182H50ZM92 182H91V181ZM95 180H96V182H95ZM100 180V181H99ZM108 180H109V182L111 183L112 181H114L115 183H117V184H120V185H118L117 186V184H116V188H118V189H116L115 188V183L114 182H112L111 183V186H110V183H108ZM151 180H153L152 182H150ZM91 183H90V182ZM97 181L99 182L98 184H97ZM122 181H123V183H122ZM125 181V182H124ZM135 181V182H134ZM158 181V182H157ZM231 181V182H230ZM241 181H243V182H241ZM253 181H254V184H253ZM257 183H259L260 182V186L259 185H257L256 186V182ZM263 183H262V182ZM20 182V183H19ZM56 182V183H55ZM70 182V183H69ZM94 182V183H93ZM128 184H127V183ZM156 182V183H155ZM161 184H160V183ZM252 183L253 185H251L250 183ZM92 183H93V185H92ZM137 183V184H136ZM232 183V184H231ZM30 184H31V186L32 185H34L33 187H31L30 186ZM55 184H57L58 185V187L59 188H56L55 186ZM91 184V185H90ZM104 184V183H103ZM112 184H113V186H112ZM124 184V185H123ZM130 184V185H129ZM134 184H136V187L134 186ZM154 184V185H153ZM239 184H241V186L239 185ZM244 186H243V185ZM41 186V188H40V186ZM48 185H50V186H48ZM96 185V186H95ZM138 185V186H137ZM143 185V186H142ZM156 185V186H155ZM236 185V186H235ZM254 185H255V188H254ZM37 186H39V188L37 187ZM70 186V187H69ZM86 186H88L87 188H86ZM93 187V188H91L92 190H96V188L97 187H102V188H98L95 192L96 193H90V187ZM153 186H155V188H153ZM233 186H235V187H233ZM247 186V188H243V187H246ZM251 186V187H250ZM253 186V187H252ZM22 187V189H20ZM27 187V188H26ZM29 187V188H28ZM37 188V189H35V188ZM45 187V188H44ZM49 188V190H48V188ZM69 187V188H68ZM113 187H114V189H116V190H114L113 189ZM123 188L122 190V192L124 193H122L121 192V189L120 188ZM139 187V188H138ZM233 187V188H232ZM240 187H242V188H240ZM257 187H261V188H257ZM30 188H32V192L34 191V190H36V191H34L33 192V195H30V194H32V193H30L31 191V189ZM88 188H89V190H88ZM95 188V189H94ZM107 188V189H106ZM108 188H110V191L108 190ZM130 188V189H129ZM137 190H136V189ZM151 188H152V190H151ZM248 188H250V190L248 189ZM1 189H2V191H1ZM24 189H26L25 191H30V192H24ZM28 189V190H27ZM30 189V190H29ZM44 189L46 190L45 192H43L44 191ZM55 189H59L58 190V193H56V190ZM83 189H84V191H83ZM119 189H120V191H119ZM154 189V190H153ZM243 189V190H242ZM252 189V190H251ZM255 189H256V191H255ZM259 189V190H258ZM42 190V191H41ZM62 190V191H61ZM88 192H87V191ZM92 190H91V192H92ZM98 190H103L102 192H100V191H98ZM112 190V191H111ZM136 190V191H135ZM195 190L196 191H198V192H195ZM247 190H249L247 193H246V191ZM254 190V191H253ZM257 190H258V192H257ZM3 191V192H4ZM48 191V192H47ZM53 194H51L50 192ZM60 191V192H59ZM156 191H158V193H156ZM200 191V192H199ZM203 193H202V192ZM205 191V192H204ZM245 191V192H244ZM250 191H252L251 192V194L249 193ZM259 191H260V193H259ZM24 192V193H23ZM40 192V195H42V197H44L43 199L42 198H40L41 196L38 194ZM98 192V193H97ZM112 194H111V193ZM121 193L122 194V196L121 197H119L118 195V193ZM196 194H195V193ZM208 192V193H207ZM257 194H256V193ZM25 193L27 194V195H30V196H25ZM30 193V194H29ZM44 193H46V194H44ZM48 193H49V195L50 196H55V198H56V196H57V198H59V200L57 199V203H58V206L61 204V206H59V207H55V206H57L56 205V203H53V201H54V199L51 197V199H52V201H51V199H50V197H49V195H48ZM99 193H101V194H105L104 196L103 195H101V194H99ZM125 193H127V194H125ZM146 193H150V194H146ZM190 193H191V195H190ZM199 194V196H200V198H202L203 199V197H204V203L202 202L201 203V201H202V199H201V201L199 202L198 200L200 199V198H197V197H199L198 196V194ZM208 195H207V194ZM243 193H245V195L243 194ZM260 195H259V194ZM24 194V195H23ZM55 194H58V195H55ZM92 194H93V196H92ZM95 194H97V198L98 197H103V198H99V199H97L96 197H95ZM116 194H117V196H116ZM130 194V195H131ZM202 194V195H201ZM248 196H247V195ZM21 195H23L22 197V199L20 198H18V197H21ZM45 195V196H44ZM46 195L48 196V197H46ZM88 195H90V197L88 196ZM113 195H115V196H113ZM126 195V196H125ZM150 195V196H149ZM204 195V196H203ZM218 195H220L219 193H218ZM255 195H256V197H255ZM257 195H258V197H257ZM34 196V197H33ZM40 196V197H39ZM95 197V201H94V199L92 198V197ZM105 197L104 199H108V197ZM124 196L126 197V198H124ZM205 196H208V197H206L205 198ZM221 196V195H220ZM242 196H244L243 198H241ZM247 196V197H246ZM249 196H250V198H249ZM24 197H26L25 198V203H24V206H23V202H24ZM30 197V198H29ZM82 197H84V199L82 198ZM123 197V198H122ZM130 197V196H129ZM188 197V199H190ZM210 197L212 198V200L214 201H212L211 199H210ZM240 197V198H239ZM255 198V199H253V198ZM18 198V199H17ZM34 200H33V199ZM113 198H111V199H113ZM214 198H216V199H214ZM250 200L251 198L253 199V200H255V202L252 200H248V199ZM10 199L12 200L11 202H15L16 201V203L18 204V203H22V205H20V206H16L14 203H12V205H11V202H10ZM18 200V202H17V200ZM32 199V200H31ZM37 199H38V202H37ZM82 199L84 200V202H82ZM86 199H92V200H86ZM110 199V198H109ZM153 199V198H152ZM236 199H238V202L237 203H235V201H236ZM243 199V200H242ZM14 200V201H13ZM22 200V201H21ZM31 201V202H29V201ZM43 200H45L44 202H45V204H44V202H43ZM48 200L49 201H51V203H53V205L54 206H52V204L50 203V202H48ZM88 203H90V201H91V205L90 204H88L87 206L89 207H87L86 205H85V203L87 204V202ZM211 200V203L209 202ZM242 200V202H239V201H241ZM20 201V202H19ZM42 201V202H41ZM58 201H60V202H58ZM94 201V202H93ZM194 203H192V202ZM244 201H246V202H244ZM247 201H249V203H251V204H249L248 205V202ZM29 202V203H28ZM41 202V203H40ZM130 202V203H129ZM207 204H206V203ZM219 202V203H218ZM231 202V203H230ZM28 205H27V204ZM33 205H31V204ZM38 203H39V205H38ZM83 204L84 206H83V208H82V206H81V208H80V204ZM186 203H188L189 205H187L186 206ZM192 203V204H191ZM195 203H198V204H200V206L198 205V204H195ZM240 203V204H239ZM241 203H244L243 205L241 204ZM247 203V204H246ZM253 203H256V204H253ZM44 204V205H43ZM100 204H102V203H100ZM104 204V203H103ZM181 204H182V206H181ZM190 204H191V207H190ZM204 204V205H203ZM211 204V205H210ZM216 205V206H214V205ZM224 204V205H223ZM225 204H227V205H225ZM232 204H234V205H232ZM11 205V206H10ZM29 205H31V207L29 206ZM48 205V206H47ZM64 205H66L65 207H64ZM181 206L182 207V209H181V207H179V208H177L178 206ZM203 205V207H205V209L202 207V208H199V207H201ZM220 205H221V207H223V208H221L220 207ZM228 205H230V206H228ZM238 205H239V207H238ZM242 205V206H241ZM252 205V206H251ZM12 206H13V208L15 209V211H17V213L18 212H20L21 213V211H22V209L24 208V207H26V208H24L23 209V212L20 214H17V213H15L14 212V209L12 208ZM23 206V207H22ZM39 206V207H38ZM86 206V207H85ZM92 208H91V207ZM103 206V205H102ZM186 208H184V207ZM193 206H198L197 207V210L194 208V209H192L193 208ZM217 206H219L220 207V210L222 209V212L220 211V210H217L219 207H217ZM237 206V207H236ZM241 206V207H240ZM243 206H245L243 209H242V207ZM246 206H248L247 208H246ZM249 206H251V207H249ZM258 206V205H257ZM2 207V208H1ZM9 207H11L10 209H11V211H12V213H15L14 215H16V217L18 216L19 218H17V220H15L16 219V217L15 216H13V215H10V214H12V213H10V210H9ZM21 207V208H20ZM70 207H72V210H73V212H72V210H71V208L69 209ZM74 207H77V208H75L74 209ZM97 207V206H96ZM99 207H101V206H99ZM169 207H170V209H169ZM210 207L212 208V209H210ZM214 207V208H213ZM216 207V208H215ZM256 206H254L253 207V209L255 208ZM19 208H20V210H19ZM31 208V209H30ZM56 208H58L57 210H56V212L58 213V211L60 210V212L58 213V214H56V212H54V210L53 209H56ZM65 208V209H64ZM66 208H67V210H66ZM84 208H86L85 210H84ZM126 208V209H125ZM132 208V209H131ZM175 208H177L176 210H175ZM188 208V209H187ZM190 208L192 209L191 211H193V213H195V210H196V213H198V211H203V212H199V215L198 214H193V213H191V211L189 212V210H190ZM229 210H232V211H236L237 212V217H238V220H237V217H235V214H236V212H231V214L232 213H235L234 215H230V212L229 213H226L227 212V210L228 209ZM233 208V209H232ZM30 209V210H29ZM78 209V210H77ZM81 209V210H80ZM133 209H135V210H137V211H135V210H133ZM200 209V210H199ZM204 209V210H203ZM214 209H216V210H214ZM226 211H224V210ZM239 209V210H238ZM249 209V210H248ZM38 210H40V208L38 209ZM62 210V211H61ZM74 210H75V213H74ZM77 210V211H76ZM88 210V211H87ZM168 210H170L171 211V213H170V211L168 212ZM175 210V211H174ZM182 210V211H181ZM185 212H184V211ZM228 210V211H229ZM41 211L43 212V210L41 209ZM64 211V212H63ZM68 211H70V214H67V213H69ZM86 211V212H85ZM91 211V212H90ZM131 211H133V212H131ZM172 211H173V213H172ZM176 211H179V212H181V213H177L176 214ZM186 211H188V213L186 212ZM214 211H216V212H214ZM223 211H224V214L226 213V214H228V215H225L226 216V218L224 219V221H222V223L224 222V224L226 225H224V224H222V226L219 224V227L221 228V230L223 231V232H221L219 229L220 228H217L218 227V223H220L221 221L220 220H223V218H224V214H223ZM247 211V212H246ZM4 212H7V214L6 213H4ZM61 212H62V214H61ZM82 212V213H81ZM130 212V213H129ZM166 212H168L171 216L169 217V216H167L168 214H166ZM182 212H183V214H182ZM205 212V213H204ZM65 213V214H64ZM85 213V214H84ZM139 215H138V214ZM221 214L220 216H218L217 214ZM239 213V214H238ZM8 214L11 216V217H9L8 216ZM49 214V215H48ZM60 214V215H59ZM71 214V215H72ZM80 214H78V215H80ZM88 214V215H89ZM134 214V215H133ZM136 214H137V216H136ZM141 214V215H140ZM142 214H143V216H142ZM153 214H155L156 215V219H158V221L159 222H156V219H155V215H153ZM157 214H159V215H157ZM176 214V215H175ZM180 214V215H179ZM184 214H186V215H184ZM191 214V215H190ZM193 214V215H192ZM211 214H212V216H211ZM214 214V215H213ZM5 215H7V216H5ZM27 215V214H26ZM25 215V216H26ZM58 215V216H57ZM68 215V216H67ZM73 215V216H74ZM78 215L76 216V217H78ZM81 215H80V217H81ZM152 215V216H151ZM194 215H196L195 217H197V221H199V225L200 226H202L203 228H200L199 227V225L197 226L195 223H194V221L195 222H197L195 219H193L194 221H191L192 220V217L194 216ZM205 215V216H204ZM244 215H246V216H244ZM64 216V217H63ZM72 216V217H73ZM154 216V217H153ZM158 216H159V218H158ZM160 216H163V217H161L160 218ZM164 216H166V217H164ZM178 216V217H177ZM181 216V217H180ZM186 216V217H185ZM187 216H188V218H187ZM190 216V217H189ZM213 216H218V218H215L216 220H214L213 218ZM232 216V217H231ZM239 216H240V218H239ZM259 216H260V218H259ZM14 217H15V219H14ZM57 217V218H56ZM75 217V216H74ZM79 217V218H80ZM81 217V218H82ZM136 217V218H135ZM138 217H139V219H142V223H141V220H139L138 219ZM140 217H143V218H140ZM151 217V218H150ZM180 217V218H179ZM187 218V219H185V221H184V219L183 218ZM194 217V218H195ZM204 217H207V219L206 218H204ZM220 217V218H219ZM223 217V218H222ZM228 217V218H227ZM10 218V219H9ZM11 218H13L14 219V221H13V219L11 220ZM52 218H53V220L54 219H56L53 223H52ZM131 218H132V220L133 221H135V219H136V225L134 224L135 222H133V223H131L132 222V220H131ZM153 218L155 219V220H153ZM162 218H163V220H162ZM165 218L167 219V220H165ZM198 218H200V219H198ZM201 218H203L204 220H206V222H204V220L203 221H201L202 219ZM212 218V219H211ZM24 219V218H23ZM68 219V218H67ZM67 219L65 220L66 222H68L67 221ZM119 219V218H118ZM160 219H161V221H160ZM169 219H170V221H169ZM173 221H172V220ZM179 219V220H178ZM209 219H211L212 220V222H213V220L215 221V223L213 222L212 224L213 225H211L209 222V224H208V228L205 226L204 227V224L203 223H206V225H207V220L208 221H210L211 222V220H209ZM220 219V220H219ZM230 219V220H229ZM252 219L253 220H256V221H252ZM258 219H260V220H258ZM20 220V221H21ZM144 220V221H143ZM237 220V222H235ZM8 221H9V223H8ZM19 221V222H20ZM62 221V222H63ZM126 221V222H125ZM139 221H140V223H139ZM147 221L150 223V224H148L147 223ZM163 221V222H162ZM171 221H172V223H171ZM181 221V222H180ZM201 221V222H200ZM219 221V222H218ZM226 221V222H225ZM231 221V222H230ZM251 221V222H250ZM7 222V223H6ZM11 222H12V225H11ZM22 222H23V220H22ZM61 222V220H60V225L58 224V223H56L57 225H59V226H61V225H63L64 226V224H66L67 226H68V224L70 223V222H68V223H66V222H63L62 223ZM123 222V223H122ZM128 222H130L131 224H129ZM143 222H145V223H143ZM156 222V223H155ZM190 222V223H189ZM194 223L193 225H192V223ZM203 222V223H202ZM217 222V223H216ZM245 222V223H244ZM21 223V222H20ZM173 223L176 225H173ZM179 223V224H178ZM182 223V224H181ZM185 223V224H184ZM200 223H202V225L200 224ZM230 223V224H229ZM256 223V224H257ZM22 224V223H21ZM71 224V223H70ZM138 224H140L139 226H138ZM143 224V225H142ZM148 224V225H147ZM181 224V225H180ZM191 224V225H190ZM197 224H198V222H197ZM215 224V225H214ZM228 224V225H227ZM231 224H233V225H231ZM236 224V225H235ZM247 224H250V225H248L247 226ZM31 225H33L32 227H31ZM56 225V227H58ZM65 225V226H66ZM130 225V226H129ZM131 225H133V228L131 227ZM143 226V228H142V226ZM146 225V227H144ZM217 225V226H216ZM238 225V226H237ZM242 225V226H241ZM110 226V225H109ZM141 226V227H140ZM148 226V227H147ZM150 226H152V227H150ZM180 226V227H179ZM187 226V227H186ZM190 226H192L193 227V229L191 230V228H190ZM212 226V227H211ZM229 226V227H228ZM241 226V227H240ZM1 227L3 228V229H1ZM39 227H40V229L42 230V231H40V230H37V231H35V233L34 232H32V230L34 229V228H36V229H39ZM49 227H50V224H49ZM55 227V228H56ZM138 227V228H137ZM173 227V228H172ZM226 227H228V232H227V228ZM230 227H232V229L230 228ZM236 227V228H235ZM239 227V228H238ZM5 228H6V230H5ZM9 228V229H8ZM135 228H137V229H135ZM145 228V229H144ZM148 228V229H147ZM155 228V229H154ZM157 228V229H156ZM179 228H180V230L182 231H179ZM198 228H200V230H201V232H202V234H201V232L198 230ZM204 228H205V230H204ZM213 230H212V229ZM216 228L218 229V230H216ZM120 229V230H119ZM129 229H131V230H133V232H131ZM142 229V230H141ZM159 229V230H158ZM176 229V230H175ZM203 229V230H202ZM122 230V231H121ZM136 230V231H135ZM137 230H139V231H137ZM149 230H151L150 232H149ZM159 232H158V231ZM211 232H210V231ZM214 230H215V232H214ZM6 231V232H7ZM34 231V230H33ZM39 231V232H38ZM44 231V232H43ZM131 233H130V232ZM145 231V233H143V235H142V232H144ZM156 231H157V233H158V235H159V233L162 231V233H160L162 236L160 237L162 240H160L159 238H158V236H156ZM174 231H178L177 232V234H175L176 232H174ZM184 231L185 232H189L188 234L187 233H184ZM194 231V232H193ZM195 231H196V233H195ZM198 231V232H197ZM216 231H218V232H216ZM27 232V231H26ZM40 232H42V233H40ZM119 232H121V235H120V233ZM124 234H126L127 233V235H126V238H129V237H127V236H130L131 238H129V239H132L133 237H135L136 235V239L135 238H133L132 240H127L124 236L125 235H122L123 233ZM136 232H139V233H137L136 234ZM173 233V235H172V233ZM206 234H205V233ZM226 232V233H225ZM39 234V235H35V234ZM44 233V234H43ZM110 233V234H109ZM133 233H134V235H133ZM150 233V234H149ZM204 233V234H203ZM212 233V234H213ZM245 234V235H248V234ZM32 234V235H31ZM43 236H42V235ZM48 234V235H47ZM51 234V235H50ZM55 234V235H54ZM105 234H106V232H105ZM107 234H106V236H107ZM168 234V235H167ZM187 235V239L185 238L186 237V235ZM189 234H191L190 236H188ZM224 234H226L227 236H225ZM34 235V236H33ZM41 235V236H40ZM56 236V238L59 240V242L57 243L56 241H58V240H56L55 239V237H52V236ZM118 235H120V236H118ZM133 237H132V236ZM139 235H141V236H139ZM151 235V236H150ZM164 235V236H163ZM170 235V236H169ZM176 236V238L175 237H173V236ZM177 235H178V237H177ZM185 235V236H184ZM197 235H199L200 237H202V238H200L199 236H197ZM202 235V236H201ZM224 235V236H223ZM244 235V236H245ZM31 238V239H27V238H29V237ZM45 236H47V237H49V238H47L46 239V237ZM124 238H122V237ZM144 236V237H143ZM148 236V238H145V237H147ZM180 236H181V238H180ZM183 236V237H182ZM192 236V237H191ZM196 236V237H195ZM203 236H204V239H203ZM218 236H220V237H218ZM223 236V237H222ZM244 236H243V239L245 240L246 238H244ZM263 237H264V235H262ZM38 237V238H37ZM40 237V238H39ZM45 238V239H43V238ZM78 237V236H77ZM76 237V238H77ZM156 237V238H155ZM165 237H170L169 239L167 238H165ZM172 237L174 238V240L172 239ZM199 237V239H196V238H198ZM225 237V238H224ZM229 237V238H228ZM263 237H261L262 239H260V241H258L257 242V244H255V245H253L252 247H250V248H243V249H241V251H240V255L238 254V256L236 257L237 259H239L238 261H240V264H264V254H262V253H264V248L262 249V247H263V245H264V238ZM34 238V239H33ZM54 238V239H53ZM107 238H108V240L109 239H111V240H107ZM113 238L115 239V241H114V243L115 244H113ZM179 238V239H178ZM228 238V239H227ZM41 239V241H39ZM82 239H84V240H82ZM94 239H95V241H97L98 240V242H97V244H96V242L94 241ZM120 239V240H119ZM121 239H123V240H121ZM125 239L127 240V241H129V243H130V245H129V249H128V244L126 243V241H125ZM148 241H150V242H148ZM156 239V240H155ZM182 241H181V240ZM185 239V240H184ZM193 239V240H192ZM242 239V240H243ZM36 240H37V242H36ZM42 240H44L43 242H42ZM46 240H49L48 242L46 241ZM52 240V241H51ZM71 241L73 244H68L69 243V241ZM164 240V241H163ZM167 240V241H166ZM172 240V241H171ZM197 240V242H195ZM207 240V241H206ZM244 240H243V242H244ZM262 240V241H261ZM46 241V242H45ZM64 241H68L67 242V245H66V242H64ZM93 243V242H95V243H93V245L90 243ZM93 241V242H92ZM112 241V242H111ZM120 241V242H119ZM123 241L125 242V244L123 243ZM140 241V242H139ZM144 241V242H143ZM145 241H147V242H145ZM161 241H163V243H160ZM173 241H175V242H173ZM199 241V242H198ZM206 241V242H205ZM227 241V242H226ZM240 241V240H239ZM239 241H236L235 243H237V245H239V247H241L242 246V244L241 243H243V242H239ZM45 242V243H44ZM54 242H56L55 244H54ZM70 242V243H71ZM74 242H76V239H75V241ZM85 242V243H84ZM99 242H101V244L102 245H106V246H103V247H106L107 248V250L105 249V248H102V245L101 244H99ZM132 242H133V245H132ZM164 242H166L167 243V245H165L166 243H164ZM173 243V245H172V243ZM178 242H180V243H178ZM188 242V243H187ZM223 242V243H222ZM262 242H263V244H262ZM40 243V244H39ZM46 243H48L49 245L51 244V245H53V250H55V251H52L51 249H52V247H51V245L48 247V244H46ZM89 245H88V244ZM110 243L111 244H113V246L111 245L110 246ZM123 243V247H122V244ZM150 243V244H149ZM158 243V244H157ZM176 243V244H175ZM36 244H38V245H36ZM41 244H44V245H41ZM96 244V245H95ZM98 244H99V248H101V249H105V251H107L106 252V254H105V251L103 252V250L101 251L99 248H98ZM139 244V245H138ZM159 244H160V246H159ZM166 247H164L163 245ZM183 244V245H182ZM260 244H262V245H260ZM86 245V246H85ZM91 245L94 247V248H96L95 246H97V249H95V251L96 250H98V251H96V252H98L97 254H96V252H95V255L97 256H99V258H100V260L98 259V257H95V255H94V257H93V253H94V250H93V248L91 247ZM95 245V246H94ZM126 245V246H125ZM152 245V246H151ZM170 245V246H169ZM172 245V246H171ZM175 245L177 246V247H175ZM257 245H259V246H257ZM27 246H29V247H27ZM44 246V247H43ZM89 246V247H88ZM101 246V247H100ZM180 246V247H179ZM183 246V247H182ZM21 249H20V248ZM22 247L24 248V249H22ZM42 247V248H41ZM48 247V248H47ZM65 247H67V248H65ZM73 247V248H74ZM82 247H85L84 249L82 248ZM87 247V248H86ZM92 248V250L91 249H89V248ZM108 247H109V249L111 250V252H110V250H108ZM164 248V249H162V248ZM170 247V248H169ZM175 247V248H174ZM182 247V248H181ZM220 247V248H219ZM261 247V248H260ZM19 248V249H18ZM43 248H45V249H43ZM51 248V249H50ZM82 248V250L80 251L81 252V254H79L78 253V251L80 250ZM126 248H127V251H126ZM131 248V249H130ZM158 248H160V250H162V251H164V250H166V251H168V252H166V251H164L163 253H162V251H160V250H158ZM181 248V249H180ZM49 249V250H48ZM60 249V250H59ZM78 249V250H77ZM168 249V250H167ZM171 249H173V250H171ZM220 249V250H219ZM253 249H255V250H253ZM261 249V250H260ZM16 250H18V252H16ZM46 250V251H45ZM58 250V251H57ZM86 250H91L89 253L86 251ZM129 250V251H128ZM146 250V252H144ZM174 250H176L175 252H173ZM181 250H182V252L184 253V254H187V255H185L186 256V258H185V256H184V254H182L181 253V255H179L180 254V252H181ZM184 250V251H183ZM224 250V251H223ZM45 251V252H44ZM52 251V252H51ZM57 251V252H56ZM61 251V252H60ZM68 251H70V252H68ZM102 252V253H99V252ZM123 251V252H122ZM124 251H126L125 253H124ZM159 251V252H158ZM180 251V252H179ZM210 251V252H209ZM243 251V253H241ZM258 251H262V252H260L261 253V255H260V253L258 254ZM47 252H48V254H50L51 253V255H53V257L54 256H56V257H54L55 259L53 260L52 258L53 257H51V255H47ZM56 252V253H55ZM58 252H60V254L58 253ZM69 253V255L70 256H72V257H70L69 255H68V253ZM83 252V253H82ZM114 252V253H113ZM122 252V253H121ZM136 252V253H135ZM179 252V253H178ZM188 252V253H187ZM251 252H253V253H251ZM256 252H257V254H256ZM55 255H54V254ZM67 253V254H66ZM86 253H88V254H86ZM92 253V254H91ZM105 254V256H104V254ZM124 253V254H123ZM134 253V254H133ZM165 253V254H164ZM176 253H177V255H179L180 257H178V256H176ZM210 253V254H209ZM14 254V256L12 257V255ZM76 254H79V255H76ZM92 256H91V255ZM99 254H101V255H99ZM102 254H103V257H102ZM146 254V255H145ZM250 254H252V256L251 257H253L252 259L254 260L255 259V261H250L251 260V258H250ZM257 256H256V255ZM11 255V256H10ZM108 255H110V256H108ZM182 255H183V257H182ZM253 255H255V256H253ZM108 256V257H107ZM176 256V257H175ZM241 256V257H240ZM248 256H249V258H250V260L249 259H247L248 258ZM263 257V258H261V257ZM3 257V258H2ZM70 257V258H69ZM144 257V258H143ZM182 257V258H181ZM238 257H240V258H242L241 260H240V258H238ZM244 257V258H243ZM247 257V258H246ZM257 257H258V260H257ZM103 258V259H102ZM121 258V259H120ZM179 258V259H178ZM214 258V259H213ZM221 258V259H220ZM57 259V260H56ZM97 261H99V262H96V260ZM101 259H102V261H101ZM247 259V261H245ZM260 259V260H259ZM79 260V261H78ZM95 260V261H94ZM122 260V261H121ZM123 260H125V261H123ZM140 260V261H139ZM175 260V261H176ZM187 260V261H186ZM249 260V261H248ZM81 261V262H80ZM128 261V263H126ZM185 261H186V263H185ZM220 262V263H216V262ZM228 261V262H227ZM235 262H237V263H235V262H233L234 264H238V261L235 259L234 260ZM108 262L106 263V261H105V263L106 264H108ZM75 263H73V264H75ZM147 263H149V261H147ZM232 263V264H233ZM52 264H54V262L52 263ZM110 264V263H109Z\"/></svg>",
  "mask_w": 264,
  "mask_h": 264
},
{
  "label": "bare ground",
  "instance_id": "2",
  "mask_svg": "<svg viewBox=\"0 0 264 264\" xmlns=\"http://www.w3.org/2000/svg\"><path fill=\"white\" fill-rule=\"evenodd\" d=\"M28 0H0V115H1V117L2 118H0V121H1V123H0V125L2 124V122H3V124L5 125V126H9V128L7 129L6 128V131H4L5 130V128H4V125H3V128H2V126H0V129L2 128V129H4V130H2V132H0V137L1 136H3V134H5V132H7V130H9V129H11L10 128V125H11V127H13L12 125H15L16 126V128H17V130H19V132L17 133L16 132V136H17V134H18V138L16 137V136H14L13 138H17L18 139V146H14L15 144H17V140H16V142H15V144H13L14 143V140L16 139H14L13 140V143H10V146H12L11 144H13V147H14V149H15V147H18L19 149V151L17 150V152H19L20 154L19 155H15V154H13L16 150H14V152L11 154L10 152H11V150H12V148H9V147H7L8 145L6 144V143H8V135H7V137L8 138H6V139H4V140H6V143L4 142V140H3V138H1L0 139V141H2V142H4V144L6 145L5 146V148H4V144H1L3 147V149L5 150L6 149V147L7 148H9V150H6L8 153H10V154H8L7 153V155H6V153H4L5 155H2L1 154V152H0V188L1 187H3L2 189H4L5 187H7V185H10V184H12V183H16V182H18V181H21L23 178H25V177H29V176H33L34 175V178H35V180H37V184H40V185H42V186H44L45 185V182H46V184H47V179H50V177L53 175H55V180H57L56 182H57V184H58V182H64L65 184H66V182L67 181H64V180H67V179H69L68 177L70 176V174H69V172L71 171L72 172V170H71V168H72V166L71 165H73V164H71L70 165V167H69V161L70 160H68V158H70V156L68 157L67 156V158H64L65 157V155H66V150L65 149H67L68 150V148L65 146V148L63 147V141H64V139H66V138H64L65 137V132L64 131H62V130H64V129H66V128H69V126H68V123H70V121H71V123L74 121V120H77V119H75V118H73L74 116H76L75 114H77V113H72L74 116L72 117V114L71 113H69L71 116V118H73V119H65L64 120V116H66L65 115V113H64V111H63V113L61 112L62 110H65V109H67V108H65V109H63L64 108V106H63V108H62V110H60V112L64 115H62L60 112V114L62 115V117H60L61 119H62V122L63 121H66V120H69V122L67 121V124H65L64 122V126L66 125V128L64 127V128H60V127H62V125H60V129H55V130H53L52 128H51V126L49 127V126H46L45 124H47V123H45V121L46 120H44V123L45 124H42L41 123V121L39 122V123H41L42 125H44V127L43 128H40V126H41V124L40 125H38L37 124V126H39L38 128H36L37 126H35V122L36 121H38L39 119H37V120H35L37 117L36 116H33V115H35V114H32L30 111H29V107H28V105L29 104H31V99L30 98H32V97H30V96H28V97H30V98H28L29 99V101L27 100V98H26V96L24 95V93L23 94H21V95H19V92L20 91H22V89L24 88V84L23 83H20L19 82V80H18V78H17V75H19L18 74V70H20V69H18L17 68V66L16 67H12L13 66V63H11L13 60L15 61V62H18V61H20L21 62V60H15L14 58H16V56L19 54V53H21V57H23L24 58V56H22V54H23V52H26L31 46H32V42H33V40L31 41V36L32 35H29V32H33V30L34 29H36V28H34L33 30H28L27 29V27H28V25H29V23L25 20V17H24V13H25V5H27L28 7H29V5H28V3L29 4H31V5H34L35 6V2H34V0H33V2H34V4H32V3H30V1L28 2V3H26ZM36 1V0H35ZM38 1V0H37ZM36 1V3H37V5L38 4H41V1H40V3L39 2H37ZM51 1H53V0H51ZM88 1V0H87ZM95 1V0H94ZM123 1V0H122ZM132 1V0H131ZM142 1V0H141ZM140 0H138L137 2H140V3H142ZM164 1V0H163ZM162 0H147V4L145 5H141L142 6V8H143V11H142V9H141V11H142V14H141V12L140 13H138V16H139V14H141L140 15V18L137 16V14L135 13L134 15H130V12H129V15L130 16H133L134 18H135V15L139 18H136L137 20V22H136V24L134 23V21L135 20H133L134 18H132V17H130L129 15V17L128 18H132L130 21L132 22L133 21V23L135 24L134 26H130V22L129 23H127V21L126 22H124L125 24H128L127 26L128 27H123L119 32L121 33V31H123V29H124V31L127 33V34H125L126 35V37H124L125 38V40H124V42H123V40H121V38L119 39V40H121V44L119 43V45H117L118 44V41L116 42L117 44H115V45H113V44H110L107 40L106 41H104L105 39H106V37H105V35H103L104 37V39H103V41L102 42H100V43H97L96 41L97 40H95V42L96 43H91L88 39V41L86 42H82V41H84V40H82V41H80V42H78L79 41V39H78V44H75L73 47H72V49H71V51L70 52H66V53H64L63 55H59V54H55V53H53V52H51L50 53V51H49V54L44 58L43 56L44 55H46V54H44V55H41V56H38V55H36L35 56V62L36 63H40V64H43L45 67L47 66V69H49V70H51L50 71V73L52 72V74H53V79H59V76H60V74H61V72L63 71V73H64V71H65V75H66V72L68 73L67 75H71L72 76V79H73V81H74V87H76V89L74 90L72 87H71V90H74V91H76L75 93H73L74 94V96L75 97H77L78 99H76L75 97H73V100H75V101H77L76 103H78V101H81L82 102V106L84 107V109H83V112L81 113L80 111H78L77 110V112L78 113H81V114H83L84 112H86V111H84V110H86V108L85 107H90L91 109H92V111H91V113H89L88 115L90 116V114H92V112L94 113V114H97V115H94L95 116V119H96V121L95 122H93L94 124H92V125H94V127H95V125H96V123H98L99 125H101L102 124V126H100L99 128H98V130H95V132H93V135H92V139L94 140V141H97L98 140V143H99V139H103L102 140V142H105V144H108V145H113L114 143H116L118 140H120L119 138L120 137H122V135H123V137L124 136H128L129 134L130 135H132L133 133L135 134V135H137L136 136V138H138V132H140L139 134H141V133H143V131L144 130H146L147 128H148V123L150 122L149 120H152V118L150 119V117L148 118V116H150L151 114H152V110L149 112V110H150V107H151V105H155L154 104V102L156 103V105L157 104H160L161 102H163L161 99H157V100H160V102L159 103H157V101L156 100H154V102H152L153 104H151L150 102L152 101L151 99H149L148 97L149 96H152V94L153 93H155V92H153V93H151V95L149 94V96H148V94H147V99H148V101H147V99H143V98H141L142 97V94L141 93H138L137 94V96H136V98L135 99H133V100H128V98L129 97H131V95H134V90H132V87L130 86V84L131 83H127V81H126V79L128 78V75L130 76V73L129 74H127L126 75V70H125V68H124V63H123V52L125 51L124 49H127L128 47L130 48V52H131V54L132 53H134L135 54V52H137L138 50H140V49H143V48H145L146 50L145 51H147V52H142L143 53V55H147V54H144V53H148V50H153V49H155V48H160V51H161V54L159 53V56H162V58H163V56H165V60H166V62L164 63V65L167 63H171V66L168 68V69H166V70H168V72H167V76H169L168 77V79L170 80L169 82L166 80L165 81V83H167V84H161L160 86H162L161 87V89L162 90H168V93H169V96H170V94H171V100L169 101L168 99H170L169 98V96H168V99H166L167 101L166 102H168V103H165V102H163V104L165 103L166 105H163L166 109H171V111H172V116H177V120L179 119V118H181L182 116H183V114H182V111H184L186 108H187V106H189L190 104L192 105V104H196V106H198L197 104L199 103L200 104V102H202V100H200V102H198V100L200 99V97L198 96V99H197V97H196V99H197V101L196 102H198V103H191V97H193L194 95H193V93L196 91V90H206V91H209L208 89H210V88H208L207 89V87H208V85H210V84H212L213 82H214V80H215V78L214 79H211L210 81H209V83H208V80H207V87H205L206 89H204V86H206V85H204V77H205V73H206V71L205 70H203L202 68L204 67H201V69H200V67H199V70L198 69H196L195 68V65H197L196 63L194 64H192V63H190L189 62V60L188 59H184V58H186V57H183V59H179V60H177V59H174V57H172L171 56V51H173V46H177V43L175 44V41L177 42V39L178 38H176L175 37V41H174V39H173V37H172V39H173V41L172 42H170V41H167V38L165 37V34H166V29H167V24H166V22H167V20L168 19H170L168 16H167V14H168V12L170 13L171 11H169V10H167L166 9V5H167V3H169L170 4V2H172V1H169L168 2V0L166 1V2H163ZM211 1V0H210ZM219 2H217V3H220V5H222V4H231L230 2H231V0H230V2H229V0H218ZM237 4L239 3L238 1H240V0H234ZM242 1V0H241ZM240 1V2H241ZM244 1V0H243ZM254 1V0H253ZM259 4L257 5V6H259V5H261V2L260 1H258V0H256ZM256 1H254L253 3H252V5L254 4V7H255V5H256ZM32 2V1H31ZM124 2V1H123ZM134 2H135V0H134ZM145 2H146V0H145ZM212 2V1H211ZM214 2H216V0H214ZM89 3V2H88ZM125 3V2H124ZM143 3H144V1H143ZM164 3H166V5L164 4ZM234 3V2H233ZM262 3H263V0H262ZM94 4V3H93ZM135 5H134V7L136 6V4L137 3H134ZM235 4V3H234ZM242 4H244V3H242ZM239 5L240 6V8H241V6H243V5ZM264 4V3H263ZM31 5H30V7H31ZM125 5H126V3H125ZM127 5H129V9H130V3L129 4H127ZM137 5H139V4H137ZM171 5V4H170ZM206 5V4H205ZM210 5V4H209ZM245 5V4H244ZM247 5H249V4H247ZM26 6V7H27ZM34 6H32L33 8H34ZM89 6V5H88ZM133 6V5H132ZM131 6V7H132ZM167 6H169V5H167ZM173 6V5H172ZM208 6V5H207ZM230 6H232V8H231V10L233 11V7H234V5L233 4H231ZM251 6V5H250ZM256 6V8H258ZM125 7H127V6H124V8ZM174 7V6H173ZM172 7V8H173ZM205 7V6H204ZM203 7V8H204ZM212 7H213V5H212ZM215 7H216V5H215ZM222 7V6H221ZM261 6H259V11L256 9V11H258V12H260V10H262L263 8H260ZM138 8H141L140 6L138 7ZM171 8V7H170ZM208 8H211V7H208ZM207 8V9H208ZM229 8V9H230ZM235 8V7H234ZM246 8H248V9H246ZM245 8V11H244V15L246 14H248V13H250V11H252V10H250L249 9V7L247 6ZM88 9V11L90 10V7L89 8H87ZM127 9V8H126ZM129 9H127V11L129 10ZM132 10H133V8H131ZM131 9L129 10V11H131ZM135 10L137 9V7L136 8H134ZM212 9V8H211ZM222 9V8H221ZM236 9V8H235ZM239 9V8H238ZM244 9V8H243ZM252 9L254 10V8H253V6H252ZM28 10H30V9H28ZM76 10H78V9H76ZM75 10V11H76ZM173 10V9H172ZM204 10H206V9H204ZM230 10V11H231ZM246 10L248 11V10H250L248 13H246ZM87 11V12H88ZM126 11V10H125ZM126 11V12H127ZM138 11H136V12H138ZM230 11H228V12H230ZM42 12V11H41ZM77 12V11H76ZM132 12V11H131ZM209 12V11H208ZM254 12V11H253ZM258 12H254V14L253 15H256V16H251V17H255L254 19H256V17H258V14H255V13H258ZM38 13V12H37ZM37 13H36V11H35V13H34V15H31V16H35V14H36V16H37ZM39 13H40V11H39ZM242 14H243V10H242V12H241ZM252 13V12H251ZM264 13V12H263ZM43 14V13H42ZM41 14V15H42ZM127 14H128V12H127ZM175 14V13H174ZM208 14H210V13H208ZM213 14V13H212ZM212 14H211V16H212ZM215 14V13H214ZM232 14H234V13H232ZM45 15V14H44ZM78 15V14H77ZM205 15V14H204ZM243 15V16H244ZM245 15V16H246ZM250 15V14H249ZM28 16V15H27ZM36 16H35V18H36ZM40 16V15H39ZM43 16V15H42ZM79 16V15H78ZM173 16V15H172ZM171 16V17H172ZM206 16H208V15H206ZM216 16V15H215ZM219 16H222V15H220L219 14ZM219 16H217L218 18H219ZM224 16V15H223ZM222 16V17H223ZM231 16V15H230ZM234 16V15H233ZM232 16V17H233ZM238 16V15H237ZM237 16L235 15V17H236V19H237ZM41 17V16H40ZM75 17H77L76 15H75ZM88 17V16H87ZM221 17V18H222ZM238 17H240V15L238 16ZM246 17H248V16H246ZM251 17H250V19H251ZM89 18V17H88ZM90 18H91V16H90ZM172 18H175V17H172ZM203 18V17H202ZM221 18H219V19H221ZM76 19H78V17L76 18ZM75 19V20H76ZM213 19H216V18H214L213 17ZM213 19H212V23H211V25L213 24ZM223 19V18H222ZM232 19V18H231ZM235 19V20H236ZM240 19V20H239ZM239 19H237L239 22L238 23H240L241 22V19L242 18H239ZM243 19H244V21H243ZM242 19V21L243 22H241V23H246V20L248 19H245V17ZM261 19V18H260ZM262 19H263V16H262ZM208 20V19H207ZM211 19H209V21H210ZM234 20V19H233ZM264 20V19H263ZM263 20H261V22L263 21ZM125 21V20H124ZM215 21H219V20H215ZM221 21V20H220ZM252 22V24L254 23L253 22V20H251ZM260 21V20H259ZM67 22H68V20H67ZM75 23L77 22V21H74ZM89 22H90V20H89ZM88 22V24H90V23H92L93 22V20H92V22H90L89 23ZM172 23H173V21H171ZM170 22V25L172 24ZM236 22V21H235ZM233 23L234 25L232 26H230V27H233V28H235V26L236 25H238L239 26V24H236V23ZM261 22H258V24L259 23H261ZM47 23V22H46ZM77 23H79V22H77ZM76 23V24H77ZM188 23H190V22H188ZM204 23H206V21L204 22ZM209 22L207 21V26L209 25L208 24ZM219 23V22H218ZM217 23V24H218ZM240 23V24H241ZM249 24V25H252V24ZM197 24V23H196ZM236 24V25H235ZM48 25V24H47ZM46 25V26H47ZM75 25V24H74ZM73 25V26H74ZM92 25H93V23H92ZM169 25V24H168ZM188 25V24H187ZM214 25H216V24H214ZM246 25V24H245ZM245 25L243 26L242 25V27H245ZM255 25H257V23L256 24H253V27L255 26ZM76 26V25H75ZM74 26V27H75ZM81 26V25H80ZM83 26H85V24L83 25ZM83 26H81V27H79L80 28V31L83 33V31H85L86 32V29L85 30H83ZM86 26H88L87 25V23H86ZM124 26H126V25H124ZM174 26V25H173ZM210 26V25H209ZM213 26V25H212ZM237 26V28L238 29H240V26L238 27ZM246 26H248V25H246ZM43 27V26H42ZM41 27V28H42ZM49 27V26H48ZM77 27V26H76ZM75 27V28H76ZM88 27H90V26H88ZM93 27V26H92ZM197 27H199V29H201V28H203V25H200V26H197ZM204 27H205V24H204ZM214 27V26H213ZM250 27V26H249ZM39 28V27H38ZM87 28V27H86ZM246 28V27H245ZM245 28H244V31H245ZM251 28V27H250ZM48 29V28H47ZM71 29V28H70ZM77 30H79L78 29V27L76 28ZM82 29V30H81ZM88 29V28H87ZM170 29V28H169ZM196 29V28H195ZM224 29V30H223ZM222 30H223V33H225L224 35H229V36H226V37H228V38H231L232 39V37H230V33L229 34H226V32H225V29H227L226 27L225 28H223ZM248 29V28H247ZM40 30V29H39ZM43 30V28L41 29V31ZM49 30V29H48ZM71 30H73V29H71ZM75 30V29H74ZM91 30V29H90ZM89 29L87 30V32L89 31L90 33L92 32V31H90ZM191 30V29H190ZM193 30V29H192ZM40 31V32H41ZM45 31V30H44ZM173 31H174V28H173ZM173 31H171V32H173ZM195 31H197V33H198V29H196ZM235 31H238L237 29L235 30ZM241 31L243 32V30L241 29ZM241 31H238V32H235V34H237L238 35V33L239 32H241ZM36 32V31H35ZM69 32H70V30H69ZM75 32H76V30H75ZM77 32H79V31H77ZM84 32V33H85ZM86 32V34L88 35L89 33H87ZM93 32H94V30H93ZM98 32V31H97ZM125 32H123V34L125 33ZM252 32V31H251ZM36 33H38V32H36ZM42 33V32H41ZM82 33H80V34H78V35H81ZM83 33V34H84ZM115 33V32H114ZM120 33H118L117 32V35L118 34H120ZM167 33H169L168 31H167ZM199 33H201V34H203V32H199ZM222 32H221V34H223ZM247 32L245 31V34H246ZM31 34V33H30ZM39 34V33H38ZM37 34V35H38ZM46 34V33H45ZM44 34V35H45ZM69 34V33H68ZM67 34V35H68ZM86 34H84L83 36H85ZM91 34H93V33H91ZM90 34V35H91ZM245 34H244V36H245ZM35 35V34H34ZM40 35V34H39ZM93 35H96L95 33L93 34ZM92 35V36H93ZM111 35H113V34H111ZM124 35V36H125ZM170 35H172V33L170 34ZM195 35H197V34H195ZM199 35L200 34H198V37H199ZM46 36V35H45ZM83 36H82V38H83ZM97 36H98V34H97ZM114 36V35H113ZM201 36V35H200ZM34 37L35 36H32V39H34ZM51 37V36H50ZM68 37V36H67ZM67 37H65V38H67ZM75 37H76V35H75ZM80 37V36H79ZM86 37H88V36H85V38ZM95 37V36H94ZM100 37V36H99ZM114 37H117V36H114ZM113 37V38H114ZM118 37H120L119 35H118ZM195 38H198V37H196V36H194ZM193 37V38H194ZM247 37V36H246ZM84 38V39H85ZM113 38H109V39H111V41H112V39ZM247 38H249V37H247ZM38 38L36 37V40H37ZM51 39H52V37H51ZM69 39V38H68ZM91 39H94V38H91ZM96 39V38H95ZM118 39V38H117ZM117 39H115V40H117ZM226 39V38H225ZM235 39V38H234ZM233 39V40H234ZM35 39H34V42L36 41ZM54 40V39H53ZM77 40V39H76ZM75 40V41H76ZM169 40V39H168ZM193 40L194 41H196V40H198V39H191V41L193 42ZM206 40H207V38H206ZM217 40V39H216ZM240 40V39H239ZM11 41H13V43L11 42ZM55 41H56V39H55ZM54 41V42H55ZM58 41V40H57ZM100 41V40H99ZM188 41V40H187ZM186 41V42H187ZM190 41V40H189ZM189 41H188V44H189ZM227 41V40H226ZM238 41V40H237ZM11 42V43H10ZM40 42V41H39ZM53 42V41H52ZM69 42H70V40H69ZM115 42V41H114ZM113 41H112V43H114ZM120 42V41H119ZM179 42V41H178ZM209 41H206V44L208 43ZM14 43H16V44H14ZM36 43V42H35ZM41 43V42H40ZM68 43V42H67ZM122 43L124 44V47H123V45H122ZM171 43H174V45H172ZM217 43H219V42H217ZM227 43V42H226ZM225 43V44H226ZM44 44V43H43ZM62 44H63V42H62ZM181 44H183V43H181ZM180 44V46L181 47H183L182 45ZM185 44V43H184ZM191 44V43H190ZM189 44V47H191V45ZM193 44V43H192ZM213 43H211L210 45H212ZM40 45V44H39ZM38 45V46H39ZM122 45V46H121ZM172 45V46H171ZM179 45V44H178ZM204 45H205V43H204ZM41 46H43V45H41ZM185 47L187 46V45H184ZM207 46V45H206ZM205 46V47H206ZM209 46V45H208ZM36 47V46H35ZM65 47H66V45H65ZM71 47V46H70ZM210 47V46H209ZM32 48V47H31ZM51 48V47H50ZM57 49H58V47H56ZM61 48H62V46H61ZM67 48V47H66ZM128 48V49H129ZM184 48V47H183ZM187 48V47H186ZM225 48V47H224ZM68 49V48H67ZM162 49V50H161ZM175 49V48H174ZM177 49H179V51L181 50V48H177ZM177 49H175V50H177ZM185 49V48H184ZM183 49V50H184ZM188 49V48H187ZM197 49V48H196ZM204 49H206V48H204ZM33 50V49H32ZM40 50V49H39ZM175 50H174V53L173 54H175L176 52L178 53V55L177 56H179V51L177 50L176 52H175ZM182 50V51H183ZM213 50H215L214 48H213ZM224 50V49H223ZM10 51H11V53H10ZM62 51V50H61ZM66 51V50H65ZM142 51V50H141ZM182 51H180V52H182ZM185 51V50H184ZM183 51V52H184ZM196 51V50H195ZM197 51H198V49H197ZM217 51V50H216ZM30 52V51H29ZM192 52V51H191ZM48 53V52H47ZM142 53H141V55H142ZM149 53H150V51H149ZM157 53V52H156ZM196 53V52H195ZM213 53H215V51L213 52ZM213 53H211V54H213ZM125 55H126V53H124ZM128 54H129V50H128ZM131 54H129V55H131ZM133 54V55H134ZM172 54V55H173ZM193 54V52L191 53V55ZM211 54H209V55H211ZM24 55H25V53H24ZM26 55H27V53H26ZM128 55V56H129ZM132 55V56H133ZM139 55L140 54H138V56H137V60H143L142 59V57L141 58H139L138 59V57H139ZM158 55V54H157ZM181 55V54H180ZM189 55V54H188ZM20 56V55H19ZM18 56V57H19ZM31 56V55H30ZM132 56L130 57L131 59H132ZM152 56H153V54H152ZM158 56V57H159ZM176 56V55H175ZM176 56V57H177ZM134 57V56H133ZM136 57V56H135ZM155 57V56H154ZM154 57H153V59L152 58H149L150 60L152 59V60H156V58L154 59ZM157 57V58H158ZM194 57V56H193ZM23 58H22V62H24L23 61ZM130 58H128V59H130ZM143 58H144V56H143ZM146 58V57H145ZM144 58V59H145ZM195 58V57H194ZM203 58H206V57H203ZM11 59H13V60H11ZM19 59V58H18ZM21 59V58H20ZM30 59V58H29ZM28 59V60H29ZM135 60H136V58H134ZM134 59H132L133 61H135ZM148 58H147V60H149ZM210 59V58H209ZM125 60H126V57H125ZM124 60V61H125ZM146 60V61H147ZM149 60V61H150ZM161 60V59H160ZM164 60V61H165ZM199 60H201V59H199ZM25 61H27L26 59H25ZM131 61V60H130ZM141 61H139V62H141ZM158 61H159V59H158ZM163 61V59L161 60V62ZM192 61V60H191ZM198 61V60H197ZM21 62V63H22ZM148 62V61H147ZM152 62V61H151ZM150 62V65L152 64ZM156 62V61H155ZM161 62H160V64H156L155 63V65H151V67H153L154 66V68H153V71L156 69V67L155 66H157V65H159V66H157V68H159V69H161L162 71H163V68L161 67L160 68V66H161ZM205 62H206V60L204 59V61H203V64H205ZM26 63V62H25ZM31 63V62H30ZM127 63H129V61L127 60ZM142 63V62H141ZM144 64H143V67H141L140 65H138V66H140V67H138V72H140L139 71V68L141 69V71H143L144 72V70L146 71V70H148L149 68L151 69V67L148 65V68H146L147 67V64H145V62H143ZM163 63H162V65H163ZM19 64V63H18ZM17 63H14V65H18ZM149 64V63H148ZM199 64V63H198ZM207 64V63H206ZM212 64V63H211ZM22 65H25V64H22ZM29 65V64H28ZM27 65V66H28ZM130 65V64H129ZM64 66V67H63ZM19 68L21 67V66H18ZM29 67V66H28ZM39 67H41L40 65H39ZM43 67V66H42ZM126 67H128L127 66V64H126ZM210 67H211V65H210ZM23 68V67H22ZM21 68V69H22ZM25 68V67H24ZM37 68V67H36ZM146 68V69H145ZM37 69H39V68H37ZM44 69V68H43ZM144 69V70H143ZM195 69H196V71H195ZM256 69V68H255ZM26 70V69H25ZM27 70H28V68H27ZM27 70H26V72H27ZM48 70V71H49ZM161 70H159L158 71V69H157V71H155V73L157 74V72H160ZM198 70V71H197ZM208 70L210 71L211 70V68L209 69L208 68ZM213 70V69H212ZM249 70V69H248ZM251 70V69H250ZM260 70H262V69H260ZM259 69H258V73H260L259 71H260ZM42 71V70H41ZM45 71V70H44ZM130 71V70H129ZM152 70H151V72L149 71V72H147V75H149L150 73H152L153 72ZM257 70H254V71H252V72H256ZM262 71H264V69L262 70ZM38 72V71H37ZM46 72H47V70H46ZM46 72H45V74H46ZM138 72H137V70H136V72H134V74L135 73H137V75H138V78L136 77H134V79H135V81L137 80V79H139L140 81V83L142 82H144V79L143 78H141V79H143L142 81H141V79H140V77H139V75L140 74H143V73H139L138 74ZM247 72V71H246ZM251 72V71H250ZM20 73V72H19ZM35 73V72H34ZM48 73V72H47ZM49 73V74H50ZM210 74H214V75H216L215 74V72L213 73V71L212 72H209ZM21 75H22V73H20ZM33 74V73H32ZM152 74H154V73H152ZM151 74V75H152ZM156 74H155V76H156ZM164 74V73H163ZM208 74V73H207ZM250 75H251V73H249ZM248 74V78H249V75ZM256 74H257V72H256ZM20 75V76H21ZM35 75V74H34ZM44 75V74H43ZM132 75V74H131ZM144 75V74H143ZM143 75H140V76H143ZM246 75H247V73H246ZM252 75H253V73H252ZM251 75V76H252ZM255 75V74H254ZM253 75V76H254ZM264 75V74H263ZM19 76V78H21ZM48 76H50V75H48ZM70 76V77H71ZM134 76H136V75H134ZM145 76V75H144ZM143 76V77H144ZM217 76V79L215 80V81H217V80H219V76L218 75H216ZM229 76V75H228ZM42 77V76H41ZM44 77H46V76H44ZM68 77V76H67ZM69 77V78H70ZM127 77V78H126ZM149 77V76H148ZM152 77V76H151ZM210 77H212V76H210ZM210 77H208V78H210ZM230 77V76H229ZM263 77L264 76H261V74H259V75H256V76H254V77H252V79L254 80H252L253 82H257V84L259 85L260 83L262 84L264 81V79H263ZM24 78L26 79V76H24ZM33 78V77H32ZM47 78V77H46ZM51 78V77H50ZM129 78H131V77H129ZM128 78V79H129ZM153 78H155V77H153ZM243 78H245V76L244 77H242L241 79H242V81H240V82H243L244 83V81H245V79H243ZM25 79L24 80H22V81H24L25 83H27L26 81H25ZM42 79H44V78H42ZM65 79L67 80L68 78H66L65 77ZM131 79H133V77L131 78ZM131 79H129L130 81H131ZM150 79V81H151V78H149ZM149 79H147L148 81H146V82H149ZM221 79V78H220ZM34 80V79H33ZM32 80V81H33ZM49 80V79H48ZM213 80V81H212ZM244 80V81H243ZM250 80V79H249ZM248 80V82H246L245 81V83L247 84V83H249V84H251V81H249ZM35 81V80H34ZM70 81V80H69ZM129 81V82H130ZM212 81V82H211ZM44 82V81H43ZM48 82H50V81H48ZM47 81H46V84L48 83ZM58 82V81H57ZM57 82H55V83H57ZM72 82V81H71ZM136 82H138V81H136ZM136 82H132V84L134 85V83H136ZM146 82H144V83H146ZM218 83H220L219 81H217ZM217 82H214V84H212V88H213V86L214 85H216V87L217 88H219L218 86H217ZM252 82V85L254 84ZM51 83V82H50ZM50 83L48 84V85H50ZM73 83V82H72ZM139 83V84H140ZM143 83V84H144ZM161 83H162V81H161ZM216 83V84H215ZM242 83V84H243ZM244 83V84H245ZM29 84H30V82H29ZM34 86H35V83H32ZM142 84V85H143ZM260 84V85H261ZM31 85V84H30ZM33 85H31V86H33ZM45 85V84H44ZM70 84H68V86H69ZM72 85V84H71ZM72 85V86H73ZM137 85H138V83H137ZM141 85V84H140ZM259 85V86H260ZM63 86V85H62ZM157 86V85H156ZM155 86V87H156ZM159 85L156 87L157 89L160 87ZM235 86V85H234ZM236 86H237V89H239L238 87L240 86H238L237 84H236ZM245 85H242V88L244 87ZM247 86V85H246ZM255 86H257L256 84H255ZM262 87L264 86V85H261ZM250 87V86H249ZM252 87V86H251ZM261 87V88H262ZM33 88H35V87H33ZM60 88H61V86H60ZM139 88H141V86L140 87H138V91H139ZM153 88V87H152ZM151 88V89H152ZM212 88L210 89V90H212ZM214 88H215V86H214ZM222 88V89H221ZM219 90H224V88L223 87H221ZM252 88H254V86L252 87ZM256 88V87H255ZM25 89V88H24ZM27 89H28V87H27ZM49 89V88H48ZM52 89H53V87H52ZM55 89V88H54ZM26 90V89H25ZM25 90H23V91H25ZM31 90V89H30ZM155 90V89H154ZM160 90V89H159ZM161 90V91H162ZM234 90H235V88H234ZM242 90V89H241ZM254 90V89H253ZM253 90H251V88H250V92L252 91L253 92ZM258 90H260V89H258ZM28 91H29V89H28ZM34 91H36V90H34ZM33 91V89H32V92H34ZM51 91V90H50ZM150 91V90H149ZM153 91V90H152ZM155 91H157V90H155ZM197 91V92H198ZM240 91V90H239ZM243 91V90H242ZM242 91H240V92H242ZM249 92V90L247 89V88H245V92ZM255 92H256V89L254 90ZM261 91H263L264 92V90H261ZM55 92V91H54ZM54 92H52V93H54ZM59 92H60V90H59ZM116 92H123V94H119L120 96H122L123 95V99H122V97L120 98V99H122V100H120V99H117L116 98V96L117 97H119V95H118V93L116 94ZM137 92V91H136ZM200 92V91H199ZM204 92V91H203ZM216 93V90L215 91H213L212 92V95H214L215 93ZM236 92H237V90H236ZM239 92V93H240ZM245 92H244V94H245ZM249 92V93H250ZM258 92V91H257ZM35 93V92H34ZM49 93V92H48ZM72 93V92H71ZM166 94H167V92H165ZM202 93V92H201ZM201 93H199V95H202ZM259 93V92H258ZM31 94V93H30ZM51 94V93H50ZM57 94H58V92H57ZM61 93H59V95H57L58 97L59 96H61L60 95ZM63 94H65V92L63 93ZM77 94H79L80 96H77ZM162 94H163V91H162ZM160 95L161 96V98H162V96L163 95ZM166 94H165V96H166ZM205 95H206V93H204ZM204 94L202 95V96H204ZM210 94H211V92H210ZM234 94V93H233ZM241 94V93H240ZM239 94V95H240ZM248 94V93H247ZM247 94H246V96H247ZM27 95V94H26ZM36 96H37V93L35 94ZM46 95H48V94H46ZM52 95V94H51ZM56 95V94H55ZM154 95V94H153ZM193 95V96H192ZM208 95V94H207ZM211 95V96H212ZM232 95V94H231ZM250 96L251 95H253V93H250L249 94ZM50 96V95H49ZM54 96V95H53ZM145 96V95H144ZM159 96V95H158ZM165 96H163V98H165ZM167 96H166V98H167ZM196 96H197V93H196ZM226 96V95H225ZM229 95H227L226 97H228ZM233 96V95H232ZM232 96H230V97H232ZM236 96H238V95H236ZM242 96H244V95H242ZM241 96V97H242ZM33 97H34V94H33ZM51 97V96H50ZM146 97V96H145ZM213 97V96H212ZM214 97H215V95H214ZM241 97H239L240 99H241ZM248 97V96H247ZM36 98V97H35ZM45 98V96L43 97V99ZM47 98V97H46ZM160 98V97H159ZM195 98V97H194ZM194 98H192V100L194 101ZM244 98V97H243ZM249 98V97H248ZM38 99V98H37ZM40 99H42V97L40 98ZM39 99V100H40ZM62 98H59V100H61ZM64 99V98H63ZM63 99H62V101L61 102H63ZM66 99H69L68 97H66ZM195 99V100H196ZM201 99H207V98H201ZM212 99V98H211ZM227 99V98H226ZM232 99V98H231ZM251 99V100H250ZM250 101L248 100L247 101V98L245 99H243V100H240V101H238L237 99V101H238V103L237 102H232V104L234 105H231V102H230V105L229 106H233V108L234 107H236L237 106V108L236 109H233V108H230V110L229 111H232V109L233 110H235L234 111V113L232 114V115H234V116H231L232 118H225L224 116L225 115H227V114H225V112H224V114L225 115H223V117H221V118H217V117H219L218 115H217V120H214V124H213V127L211 128V129H213V132L216 130H218L219 128H221L220 130H221V132L224 130V128H223V126H226L227 124H229L230 123V127H231V123L233 124V126H235L237 129H235V131L237 130V132H236V134L234 135L233 134V136L234 137H230V135H229V137L231 138L230 139V141L229 142H227L228 143V148L225 150V152L223 153V154H219V155H217V156H213V157H211V153L209 154L210 155V158H206V159H203V155L201 156L202 157V159L203 160H201V161H198V160H191V158H190V160H188V161H185L184 163H182L183 164V166H182V164H181V166H182V168H183V170L185 171V176H181V178L180 179H178V181L176 182V185H175V187H173V189L171 190V188H168V186H166V185H161V186H158V184H157V189H155V190H158L159 191V195L157 194L156 196V198H154V193H152V195L150 194V193H146L147 195L148 194H150L151 196H153V197H151V198H148V196L146 197V195H145V193H144V190L145 189H147L146 190V192H148V190L150 191V189H149V187H147V188H145V187H143L142 189L140 188L139 190H141V194L140 195H136V193L135 194H131L130 192L131 191H133L132 190V186L129 188L130 190H128L127 191V186L128 185H124L123 186V188L124 187H126L125 188V192H129L128 194H129V196L127 195H125L126 197H127V200L128 201H130L132 204H134V208H137V210H138V213H139V211H140V213H143L144 215H146L147 216V218H148V216H150V214L151 213H163V215H164V213H165V211H167L166 209H168L167 207L169 206H167V203H169L170 204V202H171V204L170 205H172V203H174L173 205H176V204H180V203H184V202H186L187 200H189V202H190V200H192L188 195H189V192H192V195H191V193H190V195H191V197L193 196V190H194V188L195 187H198V190H205V191H210V193H211V191L213 192V191H215V192H217V196H219V198L217 199V200H219L220 199V197H221V200H223L224 202H229V201H232V200H235L234 198H235V196L237 195V194H234V193H236L237 191H239L240 189H238V187L237 188H234L235 190L237 189V191L235 192V190L233 191V192H231L233 189H230V191H229V188H230V184H229V179L230 180H232L233 181V183L235 184H237V181H238V183H239V180L241 179L240 178V176H238V175H241L242 176V178L246 175L245 174V172H241L242 170H244V168H246L247 170H249V171H251V172H253L252 170H250V167H252L255 163H254V161L256 160V159H254V161H253V163H251V164H253V165H251L250 164V162H251V160L256 156V158H258L257 156H259V155H261V154H263L264 153V95H262V93L261 94H256V95H254V98H251L250 97ZM32 100H34V99H32ZM47 100V99H46ZM224 101H225V97H224V99H223ZM228 100H230V98L228 97V99L226 100V101H228ZM235 100V99H234ZM246 100V101H245ZM27 101L29 102V104H27ZM51 101V100H50ZM66 101V100H65ZM125 101V102H124ZM150 101V102H149ZM210 101V100H209ZM209 101H207V102H209ZM222 101V100H221ZM225 101V103H227ZM39 102H41V101H39ZM47 102H48V100H47ZM52 102V101H51ZM207 102H206V105H207ZM33 103L34 102H32V106H34L33 105ZM38 103V102H37ZM52 103H54V102H52ZM58 103V102H57ZM60 103V102H59ZM58 103V104H59ZM64 103V102H63ZM66 103H70V106H71V102H69V101H67ZM65 103V104H66ZM75 103V102H74ZM203 103H205V102H203ZM35 104V103H34ZM49 104V103H48ZM51 104V103H50ZM57 104V105H58ZM62 104V103H61ZM104 104V107L105 108H103V106H102V108L101 109H106V111L104 110L103 112H101L102 110L101 109H99L100 108V106L101 105H103ZM237 104V105H236ZM36 105V104H35ZM40 105V104H39ZM42 105V104H41ZM45 105H46V103H45ZM57 105H56V107H57ZM62 105H64V104H62ZM67 105V104H66ZM78 106H76V105H74V106H76V108L77 109H79L80 110V108L79 107H81V106H79V104H77ZM80 105H81V103H80ZM92 105H93V107H94V105H96V108H98L97 109V111L98 112H95V110H94V108L92 107ZM200 105H202V104H200ZM199 105V106H200ZM205 104H203V106H204ZM236 105V106H235ZM161 106V105H160ZM162 106V107H163ZM193 106V105H192ZM191 106V107H192ZM226 106H227V104H226ZM28 107V108H27ZM44 107V106H43ZM66 107H69V104L66 106ZM72 107V106H71ZM82 107V108H83ZM154 107V106H153ZM191 107H189V110H190V108ZM30 108H33V107H30ZM34 108H36V106H34ZM59 108H60V105H59ZM155 108V110H158V112H159V109H160V107H158V108H156V107H154ZM154 108H152L153 110H154ZM164 108V109H165ZM193 108H196L195 106L193 107ZM40 109V108H39ZM43 109V108H42ZM52 109H54V107L52 108ZM69 109V108H68ZM71 109V108H70ZM88 109V108H87ZM90 109V110H91ZM166 109L164 110V111H166ZM192 109V108H191ZM31 110V109H30ZM72 110H73V107H72ZM71 110V111H72ZM155 110H154V113H156L155 112ZM163 110V108H161V111ZM194 110V112H196L195 111V109H193ZM227 110H228V108H227ZM55 111H57V109L56 110H54V112ZM74 111V110H73ZM75 111H76V109H75ZM89 111V110H88ZM163 111V112H164ZM186 111V110H185ZM197 111H199V107H198V109H197ZM201 106H200V113H201ZM220 111V110H219ZM219 111H218V113H219ZM32 112H34L33 110H32ZM43 112H44V110H43ZM49 112H52V111H49ZM69 112V111H68ZM149 112V113H148ZM167 112V111H166ZM170 111H168L167 113H169ZM191 112H193L192 110H191ZM34 113H36V112H34ZM39 113H41V110H39ZM151 113V114H150ZM161 113V112H160ZM165 113V112H164ZM167 113H165V114H167ZM184 113V112H183ZM222 113V112H221ZM36 114H38V113H36ZM43 114V113H42ZM49 114V113H48ZM60 114H57L56 116H58V115H60ZM66 114H68V113H66ZM81 114H78L77 116H79L78 118H80V115ZM85 114V113H84ZM147 114H148V116H147ZM163 114V113H162ZM161 114V115H162ZM165 114H163V116L165 115ZM170 114V113H169ZM169 114H167V115H169ZM178 114V115H177ZM180 114V115H179ZM187 115H188V113H186ZM186 114H184V118H181V119H185L186 121H188L189 122V120H187V118H189L190 117V114H192V113H190L189 112V117H185L186 116ZM194 114H196V113H194ZM194 114H192L193 115V117L195 116L196 118L195 119H197V121H194L195 123L196 122H198V120L201 118L200 117V115H199V113H197L196 115L198 116H196V115H194ZM202 114V113H201ZM216 114V113H215ZM47 115V114H46ZM45 114H44V116H46ZM60 115V116H61ZM87 114H85V116H86ZM153 115V114H152ZM151 115V116H152ZM156 115H158L159 116V113H156ZM166 115V116H167ZM182 115V116H181ZM213 115V114H212ZM222 115V114H221ZM229 115V114H228ZM39 116V115H38ZM55 116V114L53 115V117ZM84 116V117H85ZM92 116V115H91ZM90 116V117H91ZM94 116L92 117V119L94 118ZM153 116H155V114L153 115ZM163 116H161V118L163 117ZM172 116H170L169 115V119H164V117H163V119L165 120H163L164 121V123L166 124L168 121V125L169 126H171L170 125V123L171 124H173V125H175L174 124V122H175V120H176V117H172ZM179 116H181V117H179ZM230 116V115H229ZM64 117V118H63ZM67 117H69V116H67ZM66 117V118H67ZM69 117V118H70ZM84 117H83V119H84ZM179 117V118H178ZM193 117L191 118V119H193ZM202 117H203V115H202ZM51 118V117H50ZM77 118V117H76ZM87 118V117H86ZM156 118V119H155ZM155 120H154V123H155V121L159 118V117H157V116H155ZM161 118L160 119H158V120H161ZM166 118H168V117H166ZM173 118V120H171V119ZM206 118H208V117H206ZM210 118H212V116L210 117ZM210 118H209V121H210ZM48 119V118H47ZM83 119H81V121L83 120ZM88 120H89V118H87ZM86 119V120H87ZM149 119V120H148ZM203 119L204 118H202V120H200V121H203ZM49 120H51V119H49ZM55 120H58V117H57V119H55L54 118V121ZM60 120V119H59ZM55 121L58 125L59 124H61L62 122H61V120L60 121ZM73 120V121H72ZM170 120L172 121V122H170ZM194 120V119H193ZM207 120V119H206ZM206 120H205V122H206ZM53 120H52V124L54 123L55 124V122H54ZM81 121H79L80 123H77V124H80L81 125ZM90 121V120H89ZM89 121H87V122H89ZM92 121L93 120H91V123H92ZM162 120H161V122H163ZM167 121V122H166ZM186 121H183V124H180V126H182V125H184V123L186 122ZM199 121V124H201V122ZM59 122H61V123H59ZM83 122H86L85 120L84 121H82V123ZM153 122V121H152ZM157 122V121H156ZM160 122V121H159ZM158 122V123H159ZM160 122V123H161ZM180 122V121H179ZM179 122L177 121V123L179 124ZM190 122L191 123H194L193 121H191L190 120ZM38 123V122H37ZM49 124V122H48V124L47 125H52V124ZM70 123V124H71ZM75 123V124H74ZM73 124L74 125H77L76 124V122H74ZM153 123V124H154ZM163 123V124H164ZM176 123V122H175ZM182 123V122H181ZM194 123V124H195ZM202 123H204V121L202 122ZM208 123V122H207ZM207 123H204V124H206L207 125ZM210 123V122H209ZM53 124V125H54ZM149 124H151V122L149 123ZM157 124V123H156ZM155 124V125H156ZM165 124L164 125H162V123L161 124H159V126H155V125H153L154 127H156V129H158L159 131H161V129H163V127L165 126ZM177 124V125H178ZM199 124H195V126L196 125H198L199 126ZM203 124V125H204ZM52 125V126H53ZM56 125V124H55ZM54 125V126H55ZM72 125V124H71ZM70 125V126H71ZM84 125V127H85V123L84 124H82V126ZM163 127H162V126ZM168 125H167V127H168ZM172 125V126H173ZM186 125H187V122H186ZM189 125V124H188ZM187 125V126H188ZM210 125V124H209ZM57 126V125H56ZM55 126V127H56ZM68 126V127H67ZM86 126H90L91 128L90 129H92V128H94L93 126H91V125H87L86 124ZM151 126H152V124H151ZM152 126V128L155 130V128ZM179 125L177 126V127H179L180 129L182 128V127H180ZM229 125H227L225 128H229L228 127ZM150 127V126H149ZM161 129H160V128ZM166 127V126H165ZM164 127V129H166L167 130V127L165 128ZM174 127V126H173ZM177 127H174L175 129L177 128ZM184 127V126H183ZM200 127H202V125L200 126ZM200 127H198V129L200 128ZM15 128V127H14ZM35 128H36V130H35ZM50 128H51V130H50ZM72 128H74V127H71V129ZM89 128V127H88ZM87 128V129H88ZM152 128L150 129V128H148L147 130H150V131H154V130H152ZM179 128H177L176 130H180ZM185 128V127H184ZM204 129H206V128H208V126L207 127H203ZM70 129V128H69ZM86 129V128H85ZM87 129H86V132H88V131H90V129L87 131ZM163 129V130H164ZM168 129H169V127H168ZM175 129H173V130H175ZM223 129V130H222ZM230 129V128H229ZM229 129H228V131H229ZM13 130V132L15 131V129H11V131ZM68 130V129H67ZM67 130H65V131H67ZM83 130V129H82ZM81 130V131H82ZM200 130H203V129H200ZM200 130H199V132H200ZM210 130V129H209ZM232 130H234V129H232ZM10 131V130H9ZM8 131V132H9ZM9 132L10 134H11V137L9 138L10 140H11V142H12V135H14L15 133H13V132ZM28 131H30L29 133H28ZM80 131V130H79ZM80 131V132H81ZM150 131H145V132H148V134H150L151 133V136H152V134H153V132H150ZM172 131V130H171ZM180 131H183V128H182V130H180ZM205 131H208V130H205ZM211 131V130H210ZM215 131V132H216ZM231 131V130H230ZM68 132V131H67ZM78 131H75V132H72L71 134H74V135H76V133H77ZM85 132V131H84ZM83 131H82V133H84ZM136 132H137V134H136ZM145 132H144V134L143 135H141L140 137H143L144 135H145ZM173 132V131H172ZM175 132V131H174ZM173 132V133H174ZM197 132V131H196ZM199 132H197V133H199ZM204 133V130L203 131H201L200 133ZM224 132V131H223ZM222 132V134L224 135L225 133H223ZM225 132H227V131H225ZM231 132H233L234 133V131H231ZM3 133V134H2ZM13 133V134H12ZM132 133V134H131ZM161 133H162V131H161ZM166 133V132H165ZM173 133H170V135L171 134H173ZM196 133V134H197ZM199 133V135L200 136H202L201 134ZM2 134V135H1ZM6 134H8V133H6ZM71 134H69L70 136H71ZM86 134V133H85ZM148 134H146L147 135V137L148 136H150V135H148ZM157 131H154V135L157 137ZM158 134H160V132H158ZM163 134L164 133H162L161 135L163 136ZM174 134H179L178 132L176 133H174ZM209 134H210V132H209ZM222 134H221V137L220 138H222L223 136H222ZM231 134V133H230ZM67 135V134H66ZM73 135V136H74ZM84 135V134H83ZM145 135V136H146ZM153 135V136H154ZM169 134H168V136H170ZM212 135H213V133H212ZM215 135V134H214ZM218 135H220V131H219V134ZM225 135H227V133L225 134ZM232 135V134H231ZM5 136V135H4ZM73 136H71V137H73ZM134 136V135H133ZM132 136V137H133ZM167 136V135H166ZM175 136V135H174ZM206 136V135H205ZM208 136V135H207ZM217 136V135H216ZM6 137V136H5ZM75 137H78V136H75ZM80 137V136H79ZM79 137L77 138V139H79ZM83 137V136H82ZM130 138H132L131 136H129ZM173 136L171 135L170 136V138H172ZM218 137V136H217ZM67 138H68V135H67ZM88 138V137H87ZM136 138H134V140L136 139ZM145 138V137H144ZM149 139H147V138H145L147 141L148 140H151L150 138L151 137H148ZM163 138H165L164 136H163ZM168 138V137H167ZM197 138V137H196ZM199 138L200 137H198L197 139H198V141H200L199 140ZM212 137H208V140L209 139H211ZM213 138H214V136H213ZM212 138V139H213ZM216 138V137H215ZM214 138V139H215ZM219 138V139H220ZM225 138V137H224ZM70 139V138H69ZM76 139V138H75ZM89 140H92V139H90V138H88ZM123 139V138H122ZM125 139V138H124ZM123 139V140H124ZM140 139V138H139ZM166 139V138H165ZM195 139V138H194ZM201 139H202V141L203 140H205L206 141V139L207 138H202L201 137ZM217 139V138H216ZM228 139V138H227ZM73 141H75L74 140V138L72 139ZM126 140H127V138H126ZM125 140V141H126ZM129 140V142L130 141H133V140H131V139H128ZM128 140H127V143H129L128 142ZM160 140H161V138H160ZM162 140H164V139H162ZM166 140H168V139H166ZM94 141H92L91 142V144L94 142ZM121 141V140H120ZM119 141V142H120ZM136 141V140H135ZM135 141H133V142H135ZM139 141L140 142H144V141H141V139L140 140H138V142L136 141V145H135V147L134 148H136V146L138 147V145H137V143H139ZM196 140H194V142H195ZM215 142H216V140H214ZM1 142V143H2ZM10 142V141H9ZM65 142H68V141H66L65 140ZM76 142H77V140H76ZM83 142V141H82ZM85 142L87 143V139L86 140H84V142L82 143L83 145L85 144ZM124 142V141H123ZM131 143V144H134V143ZM153 142V140H151V142H149V144L150 143H152ZM159 142V141H158ZM167 141H165V143H166ZM193 142V143H194ZM210 142V141H209ZM212 143H213V141H211ZM226 142V141H225ZM72 143V142H71ZM89 143V142H88ZM124 143H126V142H124ZM126 143V144H127ZM129 143V144H130ZM145 143H147L146 141H145ZM145 143H140V144H142L143 145V147L148 151V149L146 148V145H148V143L144 146V144ZM192 143V144H193ZM196 143V142H195ZM198 143V142H197ZM202 143L203 142H200V144L202 145ZM212 143H210V144H212ZM81 144V145H82ZM121 144V143H120ZM119 144V145H120ZM140 144H139V146H140ZM153 144V143H152ZM152 144H150L151 145V147H153V145ZM162 144H164V143H162ZM162 144H160L161 146H164V145H162ZM199 144V143H198ZM197 144V145H198ZM203 144H205V143H203ZM209 144V143H208ZM209 144V145H210ZM215 144V143H214ZM213 144V145H214ZM217 144H219V142L218 143H216V146H217ZM221 144V143H220ZM1 145H0V148H1ZM69 145H70V143H69ZM79 145V144H78ZM99 145V144H98ZM104 145V144H103ZM108 145H107V147H108ZM118 145V144H117ZM122 145V147H123V143L121 144ZM128 145V144H127ZM126 145V146H127ZM150 145H148L149 147H150ZM155 145V144H154ZM159 144H157L153 149H155L157 146H158ZM227 145V144H226ZM68 146V145H67ZM71 146H73V144L71 145ZM88 146H91L90 144L88 145ZM92 146H93V144H92ZM104 146H106V145H104ZM130 146V145H129ZM203 146H205V145H203ZM215 145H214V147H216ZM87 147V146H86ZM107 147H105L104 149L106 150V152L105 151H103L102 152V150L100 151V153L101 154H103L104 152L105 153H107ZM128 147V146H127ZM131 147V146H130ZM148 147V148H149ZM196 147H201L200 145H198V146H196ZM210 147V146H209ZM218 147H220L219 145H218ZM1 148V149H2ZM70 148V147H69ZM77 148V147H76ZM79 148L80 149H82L80 146H79ZM84 148H85V146H84ZM83 148V149H84ZM89 148V147H88ZM110 149H113V148H111V147H109ZM123 148H125V147H123ZM123 148H119V149H123ZM132 150H134V151H136V149H134L133 148V145H132ZM139 149H141L140 147H138ZM137 148V149H138ZM159 148V147H158ZM162 148V147H161ZM161 148H159V149H161ZM191 148H192V146H191ZM194 148H195V146H194ZM202 148V147H201ZM212 148H213V146H212ZM11 149V150H10ZM98 149H102V147L101 148H98ZM103 149V150H104ZM150 149V148H149ZM158 149V150H159ZM197 149V148H196ZM200 149V148H199ZM202 149H205V148H202ZM211 149V148H210ZM217 149V148H216ZM12 150V151H13ZM79 150V149H78ZM87 149L85 148V153L84 154H87V153H89V152H87L86 151ZM92 150V148L90 147V151ZM129 150H130V148H129ZM142 151H143V149H141ZM157 150V149H156ZM198 150V149H197ZM195 151L196 153L198 152V151ZM219 150H221V149H219ZM5 151V152H6ZM76 151V150H75ZM75 151H73V153L75 154ZM81 151V150H80ZM98 150H97V156L98 157H100V154L98 153L99 152ZM121 151V150H120ZM123 151H124V149H123ZM127 151H128V149H127ZM131 151V150H130ZM147 151H146V153H147ZM153 151V150H152ZM186 151V150H185ZM199 151H201V150H199ZM205 151V150H204ZM212 151H213V149H212ZM84 151H82V153H83ZM87 152V153H86ZM112 152V151H111ZM125 152V151H124ZM123 152V153H124ZM129 152V151H128ZM133 152V151H132ZM132 152H129V156H132ZM137 152V151H136ZM136 152H134L135 154H136ZM141 151H139V154H142V152L140 153ZM144 152V151H143ZM158 152V151H157ZM160 152V151H159ZM162 152V151H161ZM160 152V153H161ZM184 152V151H183ZM203 152V150L201 151V153ZM208 152V151H207ZM210 152V151H209ZM218 152V151H217ZM81 153V154H82ZM114 153V152H113ZM122 153V152H121ZM121 153H119L120 155V157L122 158L123 156V154H121ZM133 153V155H135ZM188 153H189V150H188ZM195 153V154H196ZM70 154V153H69ZM68 154V155H69ZM91 154H93V153H91ZM91 154H89L90 156L89 157H91ZM99 154V155H98ZM131 154V155H130ZM150 153H148V156H150L149 155ZM153 155L155 154V153H152ZM151 154V155H152ZM158 155H159V153H157ZM156 154V156H158ZM178 154V153H177ZM180 155H182L181 153H179ZM186 154L187 153H184L183 155L185 156V158L187 157L186 156ZM199 154H200V152H199ZM199 154H197V155H195V156H198ZM76 155V157L77 156H79V155H77V154H75ZM75 155H73V156H75ZM93 155H95V153L93 154ZM92 155V156H93ZM104 155H106V154H104ZM107 155H109L108 153H107ZM264 155V154H263ZM263 155H261V156H263ZM73 156H72V158H73ZM83 156V155H82ZM82 156L80 155V157L82 158ZM87 156V155H86ZM97 156H94V157H97ZM102 156V155H101ZM113 155H111V157H112ZM147 156V154H146V157H148ZM160 156H162V157H164L165 155H161L160 154ZM177 156V155H176ZM191 156H192V154H191ZM119 157V158H120ZM125 158H126V154H125V156H124ZM150 157H154V156H150ZM159 157V156H158ZM161 157V158H162ZM264 157V156H263ZM81 158L79 159L82 163H84L85 161H88V160H90V158H83V160L84 159H86L84 162L81 160ZM118 158V159H119ZM120 158V160L121 161H123V162H125L124 160H122ZM130 158V157H129ZM128 158V159H129ZM160 158V157H159ZM166 159H167V157H165ZM164 158V159H165ZM71 159V158H70ZM78 159V158H77ZM95 159V158H94ZM93 159V160H94ZM115 159V158H114ZM148 159H149V157H148ZM148 159L146 160V161H144V162H147L148 161ZM153 159V158H152ZM152 159H151V161H152ZM154 159H158V158H154ZM154 159H153V161H154ZM181 159L182 160H185L184 159V157L182 156L181 158H180V161H181ZM187 159V158H186ZM262 159V158H261ZM261 159H259V160H261ZM160 159H158V161H159ZM172 160V159H171ZM263 160H264V158H263ZM91 161V160H90ZM174 158H173V162H171V161H169L168 160V163H170L171 162V164H170V166H172V164L174 165ZM179 161V160H178ZM198 161V162H197ZM75 161H73V163H74ZM81 162L79 163V161H77L76 160V162H75V166L74 167H76V169H78L77 167L79 166H76V164L77 163H79V164H81ZM122 162V163H123ZM142 162V161H141ZM155 162H156V160H155ZM163 162H166V160L165 161H163ZM261 161H259V163H260ZM140 163V162H139ZM148 163H149V161H148ZM159 163H161V162H159ZM158 163V164H159ZM256 163H257V161H256ZM263 163H264V161H263ZM263 163H262V165H263ZM119 164V166L120 165H122L120 162L118 163ZM145 163H143V165H144ZM154 163H152L151 162V166L153 165ZM166 164H167V162H166ZM165 164V165H166ZM176 164V163H175ZM177 164H178V162H177ZM258 164V163H257ZM257 164H255V165H257ZM140 166H141V164H139ZM142 165V166H143ZM146 165V164H145ZM144 165V167H146V166H148V168H150L149 167V165H146L145 166ZM156 165H157V163H156ZM161 166H159V165H157L156 167H161L162 168V163L160 164ZM168 165V164H167ZM251 165V166H250ZM260 165V164H259ZM258 165V168L259 167H261V166H259ZM125 166H126V162H125ZM153 166H155V165H153ZM169 166H165V170H168L169 168H168ZM173 167V166H172ZM170 168V171L169 172H171V171H174V170H172L173 168ZM249 169H248V168ZM70 168V169H69ZM122 168V167H121ZM124 168V167H123ZM122 168V169H123ZM130 167H128L127 169H129ZM142 168V167H141ZM140 168V169H141ZM147 168V167H146ZM160 168V169H161ZM167 168V169H166ZM181 168V169H182ZM264 168V167H263ZM125 169V168H124ZM143 169V168H142ZM145 169V168H144ZM156 169H158L157 171L159 172L160 171V173H162L161 172V170H159V168H156ZM163 170H164V167L162 168ZM180 169V168H179ZM252 169H253V167H252ZM254 169H256V170H258L257 169V166H256V168H255V166H254ZM262 169V168H261ZM70 170V171H69ZM130 170H132V169H130ZM129 170V171H130ZM146 170V169H145ZM151 170V169H150ZM152 170H155V168H153ZM151 170V171H152ZM256 170H254V171H256ZM262 170H264V169H262ZM36 171V172H35ZM74 171V170H73ZM125 171V170H124ZM123 171V172H124ZM146 171H149V170H146ZM151 171H149V172H151ZM34 172V173H33ZM141 172V171H140ZM148 172V173H149ZM153 173L155 172V171H152ZM158 172L156 173V174H158ZM168 172V171H167ZM182 172V171H181ZM180 172V173H181ZM247 172V171H246ZM250 172V173H251ZM53 173V174H52ZM154 173V174H155ZM174 173H176V172H174ZM178 173V172H177ZM240 173V174H239ZM255 173V172H254ZM262 173H264V171L262 172ZM72 174H73V172H72ZM74 174H75V178H76V175H78V174H76L75 172H74ZM73 174V175H74ZM146 174V173H145ZM151 173H149V175L148 176H152V174L150 175ZM163 174V173H162ZM168 174H170V173H168ZM167 174V175H168ZM179 174V173H178ZM244 176H243V175ZM248 174V173H247ZM256 174V173H255ZM255 174H253V175H255ZM73 175H71V177H73ZM132 175V174H131ZM166 175V176H167ZM183 175V174H182ZM256 175H258V174H256ZM260 176L262 175V174H259ZM258 175V176H259ZM140 176V175H139ZM145 176V175H144ZM263 176H264V174H263ZM126 177V176H125ZM163 177V176H162ZM169 177V176H168ZM172 177V176H171ZM170 177V178H171ZM34 178H33V180H34ZM53 178V177H52ZM75 178H74V180H75ZM78 178V177H77ZM76 178V179H77ZM147 178V177H146ZM152 178H153V176H152ZM159 180H162V179H160L159 177H157ZM164 178V177H163ZM170 178L168 179L169 181H170ZM237 178L239 179V180H237ZM245 178H246V176H245ZM244 178V182L243 181H241V182H243V183H247V182H245L246 181V179ZM253 178H255V177H253ZM253 178H248L247 177V179H248V181H249V179H251V181H252V179ZM260 178V177H259ZM261 178H262V176H261ZM32 179V178H31ZM99 179V178H98ZM105 179V178H104ZM127 179H128V177H127ZM127 179H125L126 181H127ZM167 179V178H166ZM256 180L258 179L257 177L255 178ZM255 179H253V180H255ZM262 179H264V178H262ZM30 180V179H29ZM101 180V179H100ZM99 180V181H100ZM153 180H156V177L153 179ZM153 180H151L150 182H152ZM54 181V180H50V182H49V184L50 183H52V182ZM77 181H79V179H77ZM91 181V180H90ZM89 181V182H90ZM105 181H107V178H106V180ZM103 179H102V182L104 183H102V184H100L103 188H104V185L106 184V182H105ZM55 182V183H56ZM92 182V181H91ZM90 182V183H91ZM95 182H96V180H95ZM112 182H114V181H112ZM111 182V183H112ZM125 182V181H124ZM128 182V181H127ZM126 182V183H127ZM135 182V181H134ZM154 182V181H153ZM158 182V181H157ZM231 182V181H230ZM256 182V181H255ZM262 182V181H261ZM20 183V182H19ZM54 183V182H53ZM52 183V185L53 186H51V188L50 189H52L53 187H54V184ZM70 183V182H69ZM94 183V182H93ZM93 183H92V185H93ZM99 182L97 181V184H98ZM108 183H110L109 182V180H108ZM111 183H110V186H111ZM115 183V182H114ZM122 183H123V181H122ZM156 183V182H155ZM160 183V182H159ZM250 183V182H249ZM263 183V182H262ZM55 184L56 186V188H59L58 187V185L59 186H63V189H65V188H67V185L65 186L64 184ZM76 184V180H75V183H73L72 185L74 186ZM116 184L117 183H115V188H116ZM128 184V183H127ZM137 184V183H136ZM136 184H134V186L136 187ZM161 184V183H160ZM230 186H229V185ZM232 184V183H231ZM251 185H253L254 184V181H253V184L252 183H250ZM256 184V186L257 185H259L260 184V182L259 183H255ZM39 185V186H40ZM91 185V184H90ZM118 185H120V184H117V186ZM130 185V184H129ZM154 185V184H153ZM238 185V184H237ZM240 186H241V184H239ZM243 185V184H242ZM247 185V184H246ZM30 186H31V184H30ZM34 185H32L31 187H33ZM39 186H37L38 188H39ZM48 186H50V185H48ZM64 186H65V188H64ZM96 186V185H95ZM112 186H113V184H112ZM138 186V185H137ZM143 186V185H142ZM156 186V185H155ZM155 186H153V188H155ZM236 186V185H235ZM235 186H233V187H235ZM244 186V185H243ZM260 186V185H259ZM264 186V185H263ZM70 187V186H69ZM68 187V188H69ZM88 186H86V188H87ZM100 187V186H99ZM99 187H97L96 188V190L99 188ZM102 187H100V188H102ZM232 187V188H233ZM251 187V186H250ZM253 187V186H252ZM27 188V187H26ZM29 188V187H28ZM35 188V187H34ZM40 188H41V186H40ZM45 188V187H44ZM48 188V187H47ZM91 188H93L92 186L90 187V193H96L94 190H92ZM102 188V189H103ZM119 188V187H118ZM118 188H116V189H118ZM122 187L120 188L121 189V192L123 191L122 189H123ZM139 188V187H138ZM240 188H242V187H240ZM243 188H247V186L246 187H243ZM254 188H255V185H254ZM257 188H261V187H257ZM2 189H1V191H2ZM7 190L6 191H2V194L4 195V196H10V197H12V199H13V196H14V198H16V196L18 195V196H20L19 194H21L22 193V191L18 194L17 192V190H18V188L14 185L13 187H11L10 186V188H6ZM20 189H22V187L20 188ZM31 189V190H30ZM29 190L31 191H25L26 189H24V192H30V193H32V194H30V195H33V192L34 191H36V190H34L33 192H32V188H30ZM35 189H37V188H35ZM95 189V188H94ZM107 189V188H106ZM113 189H114V187H113ZM116 189H114V190H116ZM120 189H119V191H120ZM136 189V188H135ZM193 189V190H192ZM249 190H250V188H248ZM262 189V188H261ZM23 190V189H22ZM28 190V189H27ZM38 190V189H37ZM47 190V189H46ZM45 189H44V191L43 192H45L46 191ZM48 190H49V188H48ZM54 189H52V191H53ZM56 190V193H58V190L57 189H55ZM88 190H89V188H88ZM91 190H92V192H91ZM104 190V191H103ZM103 190H98V191H100V192H102L103 191V193L106 191L105 190V188L103 189ZM108 190L110 191V188H108ZM137 190V189H136ZM135 190V191H136ZM151 190H152V188H151ZM154 190V189H153ZM243 190V189H242ZM249 190H245L246 191V193L249 191ZM252 190V189H251ZM259 190V189H258ZM258 190H257V192H258ZM17 191V192H16ZM42 191V190H41ZM51 191V192H52ZM62 191V190H61ZM83 191H84V189H83ZM87 191V190H86ZM112 191V190H111ZM117 191V190H116ZM158 191H156V193H158ZM204 191V192H205ZM244 191V192H245ZM254 191V190H253ZM255 191H256V189H255ZM23 192V193H24ZM48 192V191H47ZM50 192V191H49ZM50 192V193H51ZM60 192V191H59ZM85 192V191H84ZM88 192V191H87ZM118 192V191H117ZM195 192H198V191H196L195 190ZM194 192V193H195ZM200 192V191H199ZM202 192V191H201ZM251 192L252 191H250L249 193L251 194ZM53 193H54V191H53ZM98 193V192H97ZM111 193V192H110ZM123 193V192H122ZM127 193H125V194H127ZM203 193V192H202ZM208 193V192H207ZM206 193V194H207ZM218 193L221 195H218ZM238 193V192H237ZM256 193V192H255ZM259 193H260V191H259ZM258 193V194H259ZM1 194V193H0ZM17 194V195H16ZM39 195H40V192L38 193ZM44 194H46V193H44ZM52 194V193H51ZM99 194H101V193H99ZM106 194H107V191H106ZM112 194V193H111ZM119 195V197H121L122 196V194L119 192L118 193ZM124 194V193H123ZM131 194V195H130ZM196 194V193H195ZM198 194V193H197ZM200 194V193H199ZM199 194H198V196H199ZM212 194V193H211ZM239 194V193H238ZM244 195H245V193H243ZM257 194V193H256ZM2 195V196H3ZM16 195V196H15ZM24 195V194H23ZM23 195H21V197H18L19 199L21 198H23L22 196ZM27 194L25 193V196H26ZM30 195H27V196H30ZM43 195V194H42ZM42 195H40L39 197L40 198H44V197H42ZM48 195H49V193H48ZM53 195V194H52ZM55 195H58V194H55ZM101 195H105V194H101ZM121 195V196H120ZM149 195V196H150ZM202 195V194H201ZM208 195V194H207ZM247 195V194H246ZM249 195V194H248ZM247 195V196H248ZM252 195V194H251ZM260 195V194H259ZM2 196H1V198H2ZM45 196V195H44ZM89 197H90V195H88ZM92 196H93V194H92ZM91 196V197H92ZM97 196V194H95V197ZM107 196V195H106ZM105 196V197H106ZM113 196H115V195H113ZM116 196H117V194H116ZM124 196V198H126ZM204 196V195H203ZM238 196V195H237ZM246 196V197H247ZM31 197V196H30ZM29 197V198H30ZM34 197V196H33ZM46 197H48L47 195H46ZM49 197H50V199H51V197L53 198H55V196H50L49 195ZM95 197H92L93 199H94V201H95ZM101 197V196H100ZM100 197H96L97 199H99ZM104 197V198H105ZM108 197V199H104L103 197H101V198H103V199H100V200H98V202L97 203H93V208H95L94 210L93 209H91L93 212L91 213V214H89L88 212H87V216L86 217H82V215L77 211L76 212V214L78 213V214H80L81 215V217H80V215H78V217H76L77 215H74V214H70V211H68L69 213H67V214H70V216L71 217H64L65 219H64V221L62 220V217L60 216V218L61 219H58L59 221L57 222V220L56 219H54L53 220V218H52V223L56 220V223H58L59 225H60V220H61V222L63 221V222H66L65 220L67 219V221L68 222H70L69 224H68V226L66 225V224H64L63 222V224H64V226L63 225H61V226H59V225H57L56 223H54V225H55V227H56V225L58 226V227H52L51 228V223H50V220L49 219H51V217H53L52 216V214H51V217L50 216H47V214H46V212L48 213V211L50 212V210H48V211H44V209H46V207H45V200H43V202H44V206H42L41 205V207H39L40 208V210H38V209H35L34 207H31V205L33 204L31 201H29V202H31L30 204L31 205H29L31 208H33V209H29L30 211H29V213H25V215L24 214H22L21 215V217H23L22 218V220H23V222H22V220L17 216L16 217V215H14L15 213H17V211H15V209L13 208V206H12V208L14 209V212L15 213H12V211H11V207H9V210H10V213H12V214H10V215H13V216H15L16 217V219H15V217H14V219L15 220H17V218H19V220H18V223L19 224H17L16 223V221H14V219L13 218H11V220L13 219V223H14V225H12V222H11V230L9 229V231H7L6 230V228H7V225L5 226V224H3V222H4V219H3V217H2V215H3V212H2V214H1V211L3 210V211H7V209L6 210H4L5 209V207H4V209H2V210H0V223L2 224V225H4L6 228H5V230L7 231H5L4 232V229L1 227V229H3V230H0V256H4V257H6L5 256V254L6 253H9V252H11V251H13L16 247H18V246H21V245H25V243H26V245H28V243L26 242V241H28L29 242V240H26V235L27 234H29V236H30V231H29V233H28V230L27 229H29V227L26 225V224H28V223H33V225H34V223L35 224H37V223H39L40 224V227L42 228H44L43 230H45L46 229V231H48V233H50L51 231V229L52 230H55L56 232L55 233H57L56 235H57V238H58V235L59 236H61V237H59V238H68V236L70 237L71 235L73 236L74 235V239H70V240H74L75 241V239H76V242H74L73 241V243L74 244H76V243H80V245H83V244H81V242L80 241H78L77 242V239L80 237V238H85V239H89V237H92V240H93V237L95 238V237H98V239L99 238H102L103 239V237H108V236H110V235H112V237L114 236L112 233L110 234V235H108L107 234V231L108 230H110V228L109 227H111L112 225H115L116 224V222H119V220H125V218L128 220L130 217H132V214H131V216H130V214H128L127 213V210L125 211L126 213H127V216L129 215V218L128 217H126V213H123V210H122V208H121V202H120V199H118V198H113V197H111V195L110 196H107ZM188 197L190 198V199H188ZM206 197H208V196H205V198ZM244 196H242L241 198H243ZM255 197H256V195H255ZM257 197H258V195H257ZM0 198V200L2 201V203L4 204L6 201L7 202H9L8 200H6L5 201V199H9V197H7V198H5L4 199V201H3V199H1ZM17 198V199H18ZM25 198L26 197H24V202H23V206H24V203L26 202L25 201ZM53 198V199H54ZM83 199H84V197H82ZM110 198V199H109ZM111 198H113V199H111ZM123 198V197H122ZM153 198V199H152ZM192 198H195V197H192ZM197 198H200V196L199 197H197ZM240 198V197H239ZM249 198H250V196H249ZM253 198V197H252ZM250 199L251 201L253 200V199H255V198H253V199ZM16 199V200H17ZM33 199V198H32ZM31 199V200H32ZM57 199L59 200V198H57V196H56V198L54 199V201H53V203H56V205L57 206H55V207H59V206H61V204L58 206V203L56 202L57 201ZM82 199V202H84V200ZM201 199L202 198H200L198 201L200 202L201 201ZM210 199L212 200V198L210 197ZM214 199H216V198H214ZM248 199V198H247ZM34 200V199H33ZM56 200V201H55ZM86 200H88V199H86ZM85 200V201H86ZM89 200H92V199H89ZM88 200V201H89ZM211 200L209 201L210 203H211ZM243 200V199H242ZM242 200L241 201H239V202H242ZM249 200V199H248ZM249 200V201H250ZM257 201V205H254V206H256L254 209H253V207L250 209L252 212L251 213H249V214H247V216H256V215H258V214H260L261 212H263L264 211V191H263V193L260 195V197L258 198V199H256ZM12 200L10 199V202H11ZM14 201V200H13ZM22 201V200H21ZM51 201H52V199H51ZM51 201H49L48 200V202H50L51 203ZM93 201V202H94ZM193 202H195V201H197V199L195 198L194 200H192ZM191 201V202H192ZM204 201V197H203V199H202V201H201V203ZM213 201V200H212ZM249 201H247L248 202V205L249 204H251V203H249ZM254 202H255V200H253ZM17 202H18V200H17ZM20 202V201H19ZM28 202V203H29ZM37 202H38V199H37ZM42 202V201H41ZM40 202V203H41ZM58 202H60V201H58ZM87 202V201H86ZM129 202V203H130ZM188 202V201H187ZM192 202V203H193ZM214 202V201H213ZM238 202V199H236V201H235V203H237ZM244 202H246V201H244ZM1 203V202H0ZM12 203H16V201L15 202H11V205H12ZM21 203V202H20ZM20 203H16L15 205L18 207V206H20V205H22V203L20 204ZM53 203H51L52 204V206H54L53 205ZM100 203H102V204H100ZM104 203V204H103ZM191 203V204H192ZM200 203V204H201ZM204 203V202H203ZM206 203V202H205ZM208 203V202H207ZM206 203V204H207ZM219 203V202H218ZM231 203V202H230ZM6 204V203H5ZM7 204H10V203H7ZM6 204V205H7ZM20 204V205H19ZM27 204V203H26ZM88 204H90L91 205V201H90V203H88L87 202V204L85 203V205L87 206ZM191 204H190V207H191ZM194 204V203H193ZM195 204H198V203H195ZM200 204H198L199 206H200ZM240 204V203H239ZM242 205L244 204V203H241ZM247 204V203H246ZM253 204H256V203H253ZM10 205V206H11ZM28 205V204H27ZM38 205H39V203H38ZM103 205V206H102ZM172 205V206H173ZM187 205H189L188 203H186V206ZM204 205V204H203ZM203 205L201 206V207H199V208H202L203 207ZM211 205V204H210ZM214 205V204H213ZM224 205V204H223ZM225 205H227V204H225ZM232 205H234V204H232ZM241 205V206H242ZM0 206H3V205H0ZM22 206V207H23ZM33 206V205H32ZM48 206V205H47ZM66 205H64V207H65ZM80 208H81V206H82V208H83V204L81 203L80 205ZM85 206V207H86ZM97 206V207H96ZM99 206H101V207H99ZM178 206V205H177ZM181 206H182V204H181ZM181 206H178L177 208H179V207H181ZM214 206H216V205H214ZM228 206H230V205H228ZM235 206V205H234ZM240 206V207H241ZM252 206V205H251ZM251 206H249V207H251ZM44 209H43V208ZM88 207V206H87ZM91 207V206H90ZM174 207V206H173ZM184 207V206H183ZM197 207L198 206H193V208L192 209H196L197 210ZM217 207H219V206H217ZM220 207H221V205H220ZM220 207L217 209V210H220ZM237 207V206H236ZM238 207H239V205H238ZM245 206H243L242 207V209L244 208ZM248 206H246V208H247ZM2 208V207H1ZM11 208V209H10ZM21 208V207H20ZM20 208H19V210H20ZM24 208H26V207H24ZM23 208V209H24ZM69 208V207H68ZM71 208V210H72V207H70ZM69 208V209H70ZM75 208H77V207H74V209ZM81 208V209H82ZM89 208V207H88ZM92 208V207H91ZM177 208H175V210L177 209ZM185 208V207H184ZM204 209H205V207H203ZM214 208V207H213ZM216 208V207H215ZM221 208H223V207H221ZM23 209H22V211H21V213L23 212ZM41 209L43 210V212L41 211ZM58 208H56V209H53L54 210V212H56V210H57ZM65 209V208H64ZM80 209V210H81ZM86 208H84V210H85ZM126 209V208H125ZM132 209V208H131ZM169 209H170V207H169ZM180 209V208H179ZM181 209H182V207H181ZM186 209V208H185ZM188 209V208H187ZM191 208H190V210H189V212L192 210ZM203 209V210H204ZM210 209H212L211 207H210ZM228 209V208H227ZM233 209V208H232ZM66 210H67V208H66ZM133 210H135V209H133ZM137 210H135V211H137ZM174 210V211H175ZM196 210H195V213H196ZM200 210V209H199ZM214 210H216V209H214ZM224 210V209H223ZM229 210V209H228ZM227 210V212L226 213H229L230 211L231 212H236V211H232V210H229L228 211ZM239 210V209H238ZM244 210V209H243ZM249 210V209H248ZM62 211V210H61ZM88 211V210H87ZM170 210H168V212H169ZM182 211V210H181ZM184 211V210H183ZM221 212H222V209L220 210ZM224 211H223V214H224ZM60 212V210L58 211V213ZM64 212V211H63ZM72 212H73V210H72ZM86 212V211H85ZM91 212V211H90ZM131 212H133V211H131ZM168 212H166V214H168L167 216H171ZM179 211H176V214L178 213ZM185 212V211H184ZM187 213H188V211H186ZM199 212H203V211H198V213H196V214H198L199 215ZM214 212H216V211H214ZM231 212H230V215H234L235 213H232L231 214ZM247 212V211H246ZM4 213H6L7 214V212H4ZM20 212H18L17 214H19ZM20 213V214H21ZM24 213V212H23ZM57 212H56V214H58ZM74 213H75V210H74ZM82 213V212H81ZM130 213V212H129ZM137 213V214H138ZM170 213H171V211H170ZM172 213H173V211H172ZM179 213H181V212H179ZM191 213H193V211H191ZM195 213H193V214H195ZM205 213V212H204ZM224 214V218H223V220H220L221 222L220 223H218V227L217 228H220L219 227V224L222 226V224H224V222L222 223V221H224V219L226 218V216L225 215H228V214ZM61 214H62V212H61ZM65 214V213H64ZM85 214V213H84ZM89 214V215H88ZM137 214H136V216H137ZM143 214H142V216H143ZM175 214V215H176ZM182 214H183V212H182ZM192 214V215H193ZM217 214V213H216ZM239 214V213H238ZM9 214H8V216L9 217H11ZM49 215V214H48ZM60 215V214H59ZM75 217H74V216ZM134 215V214H133ZM139 215V214H138ZM141 215V214H140ZM153 215H155V214H153ZM157 215H159V214H157ZM180 215V214H179ZM184 215H186V214H184ZM191 215V214H190ZM214 215V214H213ZM218 216H220L221 214H217ZM237 215V212H236V214H235V217H237L236 216ZM5 216H7V215H5ZM7 216V217H8ZM58 216V215H57ZM68 216V215H67ZM73 216V217H72ZM152 216V215H151ZM196 215H194L193 217H192V220L191 221H194L193 219H195L196 221H197V217H195ZM205 216V215H204ZM211 216H212V214H211ZM218 216L216 217V216H213L214 218V220H216L215 218H218ZM222 216V215H221ZM244 216H246V215H244ZM48 217H50L49 219H48ZM80 217V218H79ZM154 217V216H153ZM161 217H163V216H160V218ZM164 217H166V216H164ZM172 217V216H171ZM178 217V216H177ZM181 217V216H180ZM179 217V218H180ZM186 217V216H185ZM190 217V216H189ZM195 217V218H194ZM232 217V216H231ZM57 218V217H56ZM119 218V219H118ZM136 218V217H135ZM140 218H143V217H140ZM151 218V217H150ZM158 218H159V216H158ZM183 218V217H182ZM187 218H188V216H187ZM187 218H183L184 219V221H185V219H187ZM204 218H206L207 219V217H204ZM220 218V217H219ZM228 218V217H227ZM239 218H240V216H239ZM259 218H260V216H259ZM262 218V217H261ZM260 218V219H261ZM10 219V218H9ZM138 219H139V217H138ZM144 219V218H143ZM155 219H156V215H155ZM154 218H153V220H155ZM198 219H200V218H198ZM202 220L201 221H203L204 219L203 218H201ZM212 219V218H211ZM211 219H209V220H211ZM241 219V218H240ZM260 219H258V220H260ZM21 220V221H20ZM116 220H118V221H116ZM130 220V219H129ZM131 220H132V218H131ZM139 220H141V223H142V219H139ZM149 222H151L150 220H149V218L147 219ZM162 220H163V218H162ZM165 220H167L166 218H165ZM172 220V219H171ZM179 220V219H178ZM213 220V222L215 223V221ZM230 220V219H229ZM237 220H238V217H237ZM237 220L235 221V222H237ZM22 223H20V222ZM114 221H116V222H114ZM144 221V220H143ZM147 221V223L148 224H150L149 222ZM160 221H161V219H160ZM169 221H170V219H169ZM173 221V220H172ZM172 221H171V223H172ZM200 221V222H201ZM217 221V220H216ZM239 221V220H238ZM252 221H256V220H253L252 219ZM28 222V223H27ZM37 222V223H36ZM68 222H66V223H68ZM113 222V223H112ZM121 222V221H120ZM120 222L118 223V224H120ZM126 222V221H125ZM133 222H135L134 224L136 225V219H135V221H133L132 220V222L131 223H133ZM154 222V221H153ZM153 222H151V225L153 224ZM156 222H159L158 221V219H156ZM155 222V223H156ZM163 222V221H162ZM181 222V221H180ZM197 222H198V224H197ZM197 222H195L194 221V223L198 226L199 225V221H197ZM204 222H206V220H204ZM211 224V225H213L212 223V220H211V222L210 221H208L207 220V225H206V223H203L204 224V227L206 226H208V224L209 223ZM219 222V221H218ZM226 222V221H225ZM231 222V221H230ZM251 222V221H250ZM259 223H257V222H255V224H254V226H252L251 227V225L250 224H247V226L248 225H250V228H248V233L245 231V230H247L246 229V225H245V229H237L236 230V232H235V235H234V238H233V244H231L230 246H228V248H227V250H226V253H227V260L228 261H230L231 263H229V264H232L233 262H235L234 260L236 259L237 261L239 260V259H237L236 257L238 256V254L240 255V251H241V249H243V248H250V247H252L253 245H255V244H257V242L258 241H260V239H262L261 237H263L262 235H264V219L263 220H261V221H258ZM7 223V222H6ZM8 223H9V221H8ZM111 223H112V225H111ZM115 223V224H114ZM123 223V222H122ZM129 224H131L130 222H128ZM139 223H140V221H139ZM143 223H145V222H143ZM190 223V222H189ZM192 223V222H191ZM194 223H192V225L194 224ZM202 223H200L201 225H202ZM217 223V222H216ZM245 223V222H244ZM257 223V224H256ZM10 224V223H9ZM30 224H28V225H30ZM49 224H50V227H49ZM146 224V223H145ZM147 224V225H148ZM179 224V223H178ZM182 224V223H181ZM180 224V225H181ZM185 224V223H184ZM226 224V223H225ZM224 224V225H225ZM230 224V223H229ZM33 225H31V227L33 226ZM66 225V226H65ZM110 225V226H109ZM121 225L122 224H120V225H118V226H116L115 228H121ZM140 224H138V226H139ZM143 225V224H142ZM141 225V226H142ZM173 225H175L174 223H173ZM177 225V224H176ZM175 225V226H176ZM191 225V224H190ZM215 225V224H214ZM228 225V224H227ZM231 225H233V224H231ZM236 225V224H235ZM36 226H38V224L36 225ZM35 225L33 226V227H36ZM125 226H126V224L123 226L122 225V228L124 229L125 228ZM130 226V225H129ZM137 226V225H136ZM140 226V227H141ZM152 226H154V227H158V225H156L155 226V224H153ZM152 226H150V227H152ZM217 226V225H216ZM226 226V225H225ZM238 226V225H237ZM242 226V225H241ZM240 226V227H241ZM40 227H39V229H36V228H34L33 230H32V232H34L35 233V231H37V230H40V231H42L41 229H40ZM127 228H128V226H126ZM131 227L133 228V225H131ZM144 227H146V225L144 226ZM148 227V226H147ZM180 227V226H179ZM187 227V226H186ZM199 227L200 228H203L202 226H200L199 225ZM209 227V226H208ZM207 227V228H208ZM212 227V226H211ZM229 227V226H228ZM228 227H226L227 229V232H228ZM249 227V226H248ZM49 228H51L50 230H48ZM109 228V229H108ZM113 228H114V226H113ZM112 228V229H113ZM114 228V230H116ZM121 228V229H122ZM138 228V227H137ZM137 228H135V229H137ZM142 228H143V226H142ZM173 228V227H172ZM190 228H191V230L193 229V227L192 226H190ZM200 228H198V230L201 232V230H200ZM216 228V230H218ZM222 228V227H221ZM221 228L219 229L221 232H223L222 230H221ZM231 229H232V227H230ZM236 228V227H235ZM239 228V227H238ZM106 229H108V230H106ZM111 229V230H112ZM126 229V228H125ZM145 229V228H144ZM148 229V228H147ZM155 229V228H154ZM157 229V228H156ZM212 229V228H211ZM223 229V228H222ZM110 230V231H111ZM120 230V229H119ZM131 232H133V230H131V229H129ZM142 230V229H141ZM159 230V229H158ZM157 230V231H158ZM176 230V229H175ZM203 230V229H202ZM204 230H205V228H204ZM213 230V229H212ZM27 231V232H26ZM50 231V232H49ZM122 231V230H121ZM126 231H127V233H128V229H126ZM129 231V232H130ZM136 231V230H135ZM137 231H139V230H137ZM151 230H149V232H150ZM157 231H156V233H157ZM179 231H181L180 230V228H179ZM210 231V230H209ZM39 232V231H38ZM44 232V231H43ZM105 232H106V234H107V236H106V234H105ZM111 232H113V231H111ZM116 234H118V229L116 230ZM130 232V233H131ZM159 232V231H158ZM174 232H176V231H174ZM178 232V231H177ZM177 232L175 233V234H177ZM182 232V231H181ZM194 232V231H193ZM198 232V231H197ZM211 232V231H210ZM214 232H215V230H214ZM216 232H218V231H216ZM40 233H42V232H40ZM120 233V235H121V232H119ZM123 233V232H122ZM125 233V232H124ZM122 234V235H125L124 237L126 238V235H127V233L126 234ZM137 233H139V232H136V234ZM143 233H145V231L144 232H142V235H143ZM151 233V232H150ZM149 233V234H150ZM160 233H162V231L160 232ZM159 233V235H158V233L156 234V236H158V238L160 239V240H162L160 237L162 236L161 234ZM172 233V232H171ZM184 233H187V232H185L184 231ZM189 233V232H188ZM187 233V234H188ZM195 233H196V231H195ZM205 233V232H204ZM203 233V234H204ZM213 233V232H212ZM212 233H210V234H207L208 235V237L209 238H211L212 237V239L210 240H206L207 241V243H203L202 245L201 244H199L200 242H202L201 241V239H200V242L198 243V244H195L194 242L193 243H191L190 244V246H194V249H195V252L193 253V255L192 256H190V258L188 259V263H190V264H206V260H205V256H208V250L209 249H212V251L213 252H211L212 254H211V257L212 256H215V255H218L219 253H217L218 252V246H219V244H220V242H221V240L219 239L218 240V238L216 237V238H213V236L212 235H216V234H212ZM219 233V232H218ZM226 233V232H225ZM229 233V232H228ZM248 234V235H245V234ZM44 234V233H43ZM129 234V233H128ZM197 234V233H196ZM201 234H202V232H201ZM206 234V233H205ZM220 234V233H219ZM32 235V234H31ZM35 235H39V234H35ZM42 235V234H41ZM40 235V236H41ZM48 235V234H47ZM51 235V234H50ZM55 235V234H54ZM52 236V237H55V239L56 240H58L57 238H56V236ZM120 235H118V236H120ZM133 235H134V233H133ZM168 235V234H167ZM172 235H173V233H172ZM186 235V234H185ZM184 235V236H185ZM191 234H189L188 236H190ZM225 236H227L226 234H224ZM223 235V236H224ZM247 237H245V236ZM28 236V237H29ZM34 236V235H33ZM43 236V235H42ZM71 236V237H72ZM78 236V237H77ZM132 236V235H131ZM137 236V235H136ZM135 236V237H136ZM139 236H141V235H139ZM151 236V235H150ZM160 236V237H159ZM164 236V235H163ZM170 236V235H169ZM197 236H199V235H197ZM202 236V235H201ZM222 236V237H223ZM243 236H244V238H246L245 240L243 239ZM46 237V239L47 238H49V237H47V236H45ZM70 237V238H71ZM77 237V238H76ZM122 237V236H121ZM127 237H129V238H131L130 236H127ZM133 237V236H132ZM135 237H133V238H135ZM144 237V236H143ZM173 237H175L176 238V236L174 235ZM172 237V239L174 240V238ZM177 237H178V235H177ZM183 237V236H182ZM192 237V236H191ZM196 237V236H195ZM200 237V236H199ZM199 237L198 238H196V239H199ZM218 237H220V236H218ZM38 238V237H37ZM40 238V237H39ZM43 238V237H42ZM63 238V239H64ZM123 238V237H122ZM129 238H126L127 240H132V239H129ZM145 238H148V236L147 237H145ZM156 238V237H155ZM166 239L168 238H170V237H165ZM180 238H181V236H180ZM186 239H187V235H186V237H185ZM200 238H202V237H200ZM225 238V237H224ZM229 238V237H228ZM227 238V239H228ZM264 238V237H263ZM27 239H31L30 237L29 238H27ZM34 239V238H33ZM43 239H45V238H43ZM54 239V238H53ZM63 239H59L61 242L60 243H58L59 242V240L58 241H56L57 243H58V247L57 248H59L60 247V244L63 242ZM69 239V238H68ZM124 239V238H123ZM123 239H121V240H123ZM125 239V241H126V243L128 244L129 243V241H127ZM136 239V238H135ZM171 239V238H170ZM177 239V238H176ZM179 239V238H178ZM203 239H204V236H203ZM244 240V242H243V240ZM79 240V239H78ZM82 240H84V239H82ZM89 240H91V239H89ZM107 240H108V238H107ZM109 240H111V239H109ZM108 240V241H109ZM120 240V239H119ZM147 240V239H146ZM156 240V239H155ZM181 240V239H180ZM185 240V239H184ZM193 240V239H192ZM241 242H243V243H241ZM263 240V239H262ZM261 240V241H262ZM32 241H34V240H30V242H31V244L33 243ZM39 241H41V239L39 240ZM44 240H42V242H43ZM47 242L49 241V240H46ZM45 241V242H46ZM52 241V240H51ZM69 241V240H68ZM68 241H64V242H66V245H67V242ZM85 241V240H84ZM87 241V240H86ZM85 241V242H86ZM94 241H95V239H94ZM99 241H102L103 242V240H100L99 239ZM106 241V240H105ZM104 241V242H105ZM114 241H115V239L113 238V244H115L114 243ZM133 241V240H132ZM148 241V240H147ZM147 241H145V242H147ZM164 241V240H163ZM163 241H159L160 243H163ZM167 241V240H166ZM172 241V240H171ZM182 241V240H181ZM205 241V242H206ZM236 241H239L241 244H242V246L241 247H239V245H237V243H235ZM30 242H29V244H30ZM35 242V241H34ZM36 242H37V240H36ZM44 242V243H45ZM56 242H54V244L56 243ZM71 241H69V245L70 244H73L72 242L70 243ZM84 242V243H85ZM90 242V241H89ZM93 242V241H92ZM96 242V244H97V242H98V240L97 241H95ZM95 242H93V243H95ZM104 242H103V244H104ZM107 242V241H106ZM105 242V243H106ZM110 242V241H109ZM112 242V241H111ZM120 242V241H119ZM140 242V241H139ZM144 242V241H143ZM148 242H150V241H148ZM173 242H175V241H173ZM195 242H197V240L195 241ZM227 242V241H226ZM79 243H78V245H79ZM83 243V242H82ZM91 243V242H90ZM89 243V244H90ZM93 243H91L92 245H93ZM123 243L125 244V242L123 241ZM123 243L121 244L122 245V247H123ZM151 243V242H150ZM149 243V244H150ZM153 243V242H152ZM151 243V244H152ZM164 243H166V242H164ZM172 243V242H171ZM178 243H180V242H178ZM188 243V242H187ZM223 243V242H222ZM30 244V245H31ZM40 244V243H39ZM46 244H48V243H46ZM62 244H64V243H62ZM88 244V243H87ZM88 244V245H89ZM95 244V245H96ZM99 244H101V242H99ZM99 244H98V248H99ZM107 244V243H106ZM113 244H111L110 243V246L112 245L113 246ZM154 244V243H153ZM158 244V243H157ZM176 244V243H175ZM262 244H263V242H262ZM262 244H260V245H262ZM36 245H38V244H36ZM41 245H44V244H41ZM51 245V244H50ZM49 244H48V247L50 246ZM78 245H74L75 247L77 246L78 247V249H79V247H81V246H78ZM91 245V247L93 248V250H94V253H93V257H94V255H95V252L96 251H98V250H96L95 251V249H97V246H95L96 248H94L93 246ZM102 245V244H101ZM129 245H130V243L128 244V249H129ZM132 245H133V242H132ZM139 245V244H138ZM163 245V244H162ZM165 245H167V243L165 244ZM172 245H173V243H172ZM171 245V246H172ZM183 245V244H182ZM63 246V245H62ZM61 246V247H62ZM71 246L72 245H70V246H68L69 248H71ZM73 246V247H74ZM86 246V245H85ZM103 246H106V245H102V248H105L106 250H107V246H109L108 244H107V246L106 247H103ZM126 246V245H125ZM152 246V245H151ZM159 246H160V244H159ZM164 246V245H163ZM168 246V245H167ZM170 246V245H169ZM257 246H259V245H257ZM27 247H29V246H27ZM44 247V246H43ZM47 247V248H48ZM51 247H52V251H55V250H53V248L55 247H53V245H51ZM60 247V248H61ZM64 247V246H63ZM62 247V248H63ZM71 248L70 249V251L72 250L73 251V249H74V253H76L77 251H76V249H75V247L74 248ZM76 247V248H77ZM89 247V246H88ZM89 248V249H91L92 250V248ZM101 247V246H100ZM165 247V246H164ZM175 247H177L176 245H175ZM174 247V248H175ZM180 247V246H179ZM183 247V246H182ZM181 247V248H182ZM20 248V247H19ZM18 248V249H19ZM42 248V247H41ZM62 248H61V250H62ZM65 248H67V247H65ZM69 248H67V249H69ZM83 249L85 248V247H82ZM82 248L78 251V253L82 250ZM87 248V247H86ZM162 248V247H161ZM166 248V247H165ZM170 248V247H169ZM180 248V249H181ZM220 248V247H219ZM261 248V247H260ZM264 248V245H263V247H262V249ZM21 249V248H20ZM22 249H24L23 247H22ZM43 249H45V248H43ZM67 249L66 250H62V253L61 254H64L65 252H63V251H67ZM77 249V250H78ZM101 251L103 250V249H101V248H99ZM105 249L103 250V252L105 251ZM111 249V248H110ZM109 249V247H108V250H110ZM131 249V248H130ZM162 249H164V248H162ZM49 250V249H48ZM60 250V249H59ZM91 250H86L88 253L91 251ZM92 250V251H93ZM112 250V249H111ZM111 250H110V252H111ZM148 250H149V260H147V261H149V263H147V261L146 262H144V260H143V262H140V263H133V264H184V262H182V260L180 261V260H176V258L174 259V257H170L169 256V254H170V252H168V251H166V250H164V251H166V252H168V253H166V254H168V255H159L157 252H156V250H154L153 249V247H148ZM158 250H160V248H158ZM168 250V249H167ZM171 250H173V249H171ZM220 250V249H219ZM253 250H255V249H253ZM261 250V249H260ZM46 251V250H45ZM44 251V252H45ZM51 251V252H52ZM58 251V250H57ZM56 251V252H57ZM70 251H68V252H70ZM70 252L71 254L70 255H73L74 253L73 252ZM99 252V253H102V252ZM126 251H127V248H126ZM126 251H124V253L126 252ZM129 251V250H128ZM160 251H162V250H160ZM164 251H162V253L164 252ZM176 250H174L173 252H175ZM184 251V250H183ZM224 251V250H223ZM264 251V250H263ZM16 252H18V250H16ZM55 252V253H56ZM61 252V251H60ZM60 252H58L59 254H60ZM67 252V253H68ZM106 252L107 251H105V254H106ZM123 252V251H122ZM121 252V253H122ZM144 252H146V250L144 251ZM159 252V251H158ZM180 252V251H179ZM178 252V253H179ZM210 252V251H209ZM260 252H262V251H258V254L260 253ZM66 253V254H67ZM73 253V254H72ZM83 253V252H82ZM88 253H86V254H88ZM98 252H96V254H97ZM108 253V252H107ZM114 253V252H113ZM123 253V254H124ZM136 253V252H135ZM181 253L182 254H184L183 252H182V250H181V252H180V254L179 255H181ZM188 253V252H187ZM241 253H243V251L241 252ZM251 253H253V252H251ZM10 254V253H9ZM54 254V253H53ZM79 254H81V252L79 253ZM79 254H76V255H79ZM92 254V253H91ZM90 254V255H91ZM104 254V253H103ZM103 254H102V257H103ZM105 254H104V256H105ZM126 254V253H125ZM134 254V253H133ZM165 254V253H164ZM210 254V253H209ZM256 254H257V252H256ZM255 254V255H256ZM257 254V255H258ZM262 254H264V253H262ZM47 255L49 256V255H51V253L50 254H48V252H47ZM55 255V254H54ZM65 255V254H64ZM68 255H69V253H68ZM69 255V256H70ZM99 255H101V254H99ZM107 255V254H106ZM146 255V254H145ZM171 255V254H170ZM179 255H177V253H176V256H178V257H180ZM185 255H187V254H184V256ZM255 255H253V256H255ZM256 255V256H257ZM260 255H261V253H260ZM11 256V255H10ZM14 256V254L12 255V257ZM57 256V255H56ZM56 256H54V257H56ZM74 256V258L72 257V256H70V257H72V260L74 261V259L76 258V257H78V256H76L75 257V255H73ZM80 256V255H79ZM92 256V255H91ZM108 256H110V255H108ZM107 256V257H108ZM175 256V257H176ZM252 256V254H250V258H251V260H250V258H249V256H248V258L247 259H249L250 261H252L253 259V257H251ZM262 256V255H261ZM260 256V257H261ZM8 257V256H7ZM6 257V258H7ZM51 257H53V255H51ZM52 258L53 260L55 259V258ZM69 257V258H70ZM95 257H98V259L100 260V258H99V256L97 255H95ZM94 257V258H95ZM182 257H183V255H182ZM181 257V258H182ZM241 257V256H240ZM240 257H238V258H240ZM3 258V257H2ZM57 258V257H56ZM63 258H66V257H62L61 259H63ZM79 258V257H78ZM78 258H76V259H78ZM104 258V257H103ZM102 258V259H103ZM144 258V257H143ZM184 258V257H183ZM185 258H186V256H185ZM244 258V257H243ZM261 258H263V257H261ZM58 259V258H57ZM56 259V260H57ZM60 259V261H61V264H63V263H65V261H70V259L69 260H67V259H63L64 260V262L62 263V261L63 260H61ZM76 259H75V261H76ZM102 259H101V261H102ZM121 259V258H120ZM179 259V258H178ZM214 259V258H213ZM221 259V258H220ZM242 258H240V260H241ZM247 259L245 260V261H247ZM59 260V259H58ZM96 260V259H95ZM94 260V261H95ZM103 260H105L106 261V263L108 262L106 259H103ZM176 260V261H175ZM248 260V261H249ZM257 260H258V257H257ZM260 260V259H259ZM79 261V260H78ZM105 261H104V263H103V261L101 262L102 264H106L105 263ZM111 261H113V260H110V262H108V264L110 263L111 264ZM122 261V260H121ZM123 261H125V260H123ZM140 261V260H139ZM187 261V260H186ZM186 261H185V263H186ZM227 261V262H228ZM233 261V262H232ZM253 261H255V259L253 260ZM54 262V264L56 263L55 262V260L53 261ZM53 262H51V264L53 263ZM81 262V261H80ZM96 262H99V261H97L96 260ZM57 263L58 264H60V262H58L57 261ZM70 263V262H69ZM69 263H67V264H69ZM73 263H75V262H73ZM73 263H71V264H73ZM94 264H95V262H93ZM126 263H128V261L126 262ZM212 263V262H211ZM210 263V264H211ZM216 263H220L219 261L218 262H216ZM235 263H237V262H235ZM75 264H77V263H75ZM82 264V263H81ZM113 264H114V262H113ZM119 264V263H118ZM128 264H130V263H128ZM234 264V263H233ZM238 264H240V261H238Z\"/></svg>",
  "mask_w": 264,
  "mask_h": 264
}]
</instances>
